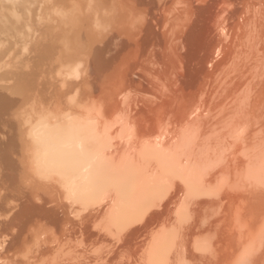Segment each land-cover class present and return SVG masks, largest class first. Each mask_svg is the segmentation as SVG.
Here are the masks:
<instances>
[{"label":"bare ground","instance_id":"obj_1","mask_svg":"<svg viewBox=\"0 0 264 264\" xmlns=\"http://www.w3.org/2000/svg\"><path fill=\"white\" fill-rule=\"evenodd\" d=\"M64 1H66V2H64ZM72 1V0H71ZM71 1H69V3L68 4H70L71 3ZM78 1H80V0H78ZM77 1V2H78ZM84 1H86V0H84ZM84 1L83 0H81V3L83 4V5H86V6H88V5H90L89 4V1L87 0L85 3H84ZM106 2H107V0H105ZM115 0H111V3L112 2H114ZM118 1V0H117ZM116 1V2H117ZM120 1L121 0H119L118 1V3L119 4H124V10L123 11H125L124 12V15H125V17L126 16H131V18L130 17H128V18H130L129 20H125V21H127V23H128V25L127 26H129V30L127 31V33L125 34V38L123 39V40H125L124 42H125V44H124V46H125V48H123V50H124V52L122 51V53H124V54H122V56L124 57V60L122 61V63H123V65L125 64V68H123L122 69V78H121V81H120V84L122 85V82H123V86H124V92L125 93H123V95L125 94V96L124 97H122V99H117V97H116V94H115V97H114V95H110L109 97H106V99H101V100H103L104 102L101 104V106H99V105H97L96 103H98V102H100L99 100H96V99H94L98 94L99 95H101V91H100V93L98 92V94H96V96L93 98V96L91 95V92H93L94 91V87L92 86V84H93V82L92 81H88L89 79L87 78V79H82V80H79V81H71V80H69V81H71V82H67L66 81V79H68V78H66V79H61V83H60V85L57 87L58 89H56L55 87H54V89H51V91H50V89L48 88H46L45 86H44V88H46V89H44L43 88V86L42 85H44V82L40 79H38V80H35L36 81V83L35 84H33V85H31V83H29L28 81H25L26 83H24V82H22V83H24L23 85H21L20 84V82H21V77H20V81L19 80H17L16 82L15 81H13V79H12V81H13V83L14 84H12V82L11 83H9L8 82V80H9V76L11 77L12 75H13V71H10V70H8V71H5V72H3L6 68H3L4 70H2V69H0V71L2 70V72L0 73V80H1V78L3 79V82L4 83H2V80H1V83H0V119H2V120H0V136L2 137V138H0V156H2V154H3V156H6V157H4L5 159L6 158H8V162L9 161H11V162H13V163H6L7 161H5L4 160V158H0V162H5L6 164H10V166H12L11 164H14V166H15V164H16V166H15V171H14V169H13V171L15 172H13V171H11V168H10V166L9 165H6L5 166V168L6 167H8L9 166V169H10V173L12 174V172L14 173V174H12V175H14L15 177L13 178V176L11 177L12 179H16V180H18V181H16L15 183L16 184H18V186L23 190V193L22 194H25V193H27L29 190H31V189H34L35 191H37L38 192V188H40V189H42L43 188V186L45 187L44 188V190L46 191V193L48 194V196L50 195V197L52 198V197H56L57 199H64V200H66V202L64 201V202H60L61 204L59 205V204H56L55 206H51V207H49V208H46L45 206H46V203L47 202H45V200L43 199V198H41L39 201H40V203L39 202H37V203H39V204H35L36 202H34V206H32V207H37L38 209H39V211L41 210H43V213L45 212H48L47 214V217H48V219H50L52 222H53V220H55V224L57 225V222L59 221H61V220H65V218H68L67 216L66 217H64L63 218V215L61 216V215H58L61 211H62V209H60L61 211H59V208H61L62 206L61 205H63L64 206V208H68L69 209V211H71V213L74 215H78V217H79V219L80 220H78V219H76V220H73V218H72V221H71V219H66L65 220V222H63V224H67V222H70L71 221V223H75V225L77 224V228H78V226H80V228H78L79 230V232L81 233H79L77 230L76 231H74L73 233H79V235H80V237H81V239H80V242H82V243H84V245L86 244H93V245H95V243H97V242H100L101 240H107L106 238L107 237H113V235H116V236H120L121 235V232L123 233V230H128L129 229V227H131L132 226V229H133V232H132V229L130 228L129 230L131 231V233H128L127 232V234L125 233H123L125 236L126 235H130V234H135L136 232L135 231H137L136 229H134V228H138V226H136V227H133V225L134 224H132V223H134L135 222V224L137 223V221H141L142 219L144 220V223L143 224H145V225H143V226H148V224L150 225V224H152L153 223V221H154V218H156L158 215L160 216V214H163V213H161L162 211H161V208H162V210L164 209V208H166V209H164V210H167L168 209V212H169V210H171V209H174L175 207V209H177L178 208V204L179 203H183L182 201H185V200H183V199H185V198H188L189 197V191L188 190H184V189H186L192 182V185L191 186H193V184L194 185H197V182L198 181H201L202 179H200L201 178V174H198V175H200V177H198V178H193L192 180H194V181H191L190 182V180H191V177L190 176H192L193 175V173L194 172H196V170L194 171L193 169L194 168H199V167H194L193 169H192V171L189 169V163L190 164H193V163H191V162H196L197 160H195L194 161V158H195V156L193 155V158L191 157V162H189L188 160H187V157H185L187 154H184L185 152H183L182 153V151H181V149H183L182 147H181V149L178 147V145L175 143V141H177V140H179V138L182 136V135H179V131H180V133H182L183 134V132H184V130H186L187 129V131H188V128H192L196 123H198L199 125H195L196 127L198 126L199 128L201 127V129L202 128H204L205 129V127H203L204 125L207 127V125L209 124V123H212V124H210L209 125V127H208V131H204L203 129V131H204V133L205 132H207V135H208V133H209V135H210V132L214 129V127H215V125L216 124H219L220 125V127L219 128H221L222 126L221 125H223V124H220L219 122H225V121H227V122H231V125H232V121H233V118H238V122H240L241 124H242V120L241 121H239V116L240 115H243L244 117H246L247 115L249 116L250 115V117L252 116V118H257L258 117V119L257 120H259V117L261 116V114H259V111L258 112H256V110L259 108L258 106L259 105H261L262 103H261V101H260V103H257L258 102V100H257V102H256V99H252L251 98V96H253L254 95V92L257 90V89H255L254 90V92H253V95L252 94H250V93H248V91H250L251 89H254V88H252L251 87V89H249L250 88V86H248L245 82V84L244 83H241V84H239L240 83V76L241 77H243V75H239V77L238 76H236V75H238V74H236V73H238L237 71L238 70H240V72H242L241 71V69H243L241 66L243 65V66H247L246 65V62L248 61V60H246V62L245 63H243L242 64V62H244L245 60H243L244 58H243V56L245 55V49L246 50H252L254 53V55H253V57H251L252 59H250V63H252V65H251V67L253 68L252 70H254V75H256V72H260V73H263L262 71H263V67H264V56L261 54V52L263 53L264 52V47L263 48H261V44H258V41L256 42V40L258 39H260L259 38V36H258V38L256 37L257 35H254L255 33L257 34V32H255L254 33V27H253V23L251 22V19H247V17H246V19L249 21L248 23L246 22L245 23V21H243L244 23L243 24H245L246 26L248 25V27L247 28H249V30L250 29H252V30H248V29H246V28H243V29H241V25H240V27H238L239 28V30L241 29L242 31L241 32H243V33H247L244 37H242L240 40H241V42L242 43H240L239 42V40H238V42H239V45H236V46H239L240 47V44H241V47H245V49L243 50V52H239L240 54H242V56H240L241 58H239V59H241L242 61H237L236 62V60H237V56L236 55H238L239 53H238V50H235V51H237L235 54L236 55H234L233 56V59H232V63H230L231 62V58H229V67H231V69H230V71L232 70V71H234L233 73H234V75L233 74H231L232 75V77L231 78H233L232 80L235 82V80H234V77L233 76H235L236 78L238 77L239 78V80H238V78H237V81H239V83H237L236 84V82L235 83H233V82H231V83H229L230 81H232L231 79H230V81L228 82V79H229V76H227V75H229V74H227V71L229 72V70H227L226 71V67L228 66V64H227V66L226 65H224V62L227 60V58L230 56H228V54H230L229 53V51L231 52V51H233V50H229V48H228V52H226L225 51V55H224V53L222 54L223 56L222 57H224V56H226L225 58H222V59H225V60H222L221 59V62L223 61V63H219L220 61H219V59H216L217 60V64H218V67H220L219 65H222V68L220 67V70H219V68H218V70L219 71H221L222 70V72L223 71H225L226 72V74L227 75H225L224 74V76H226V78L227 79H224L223 77V75H222V72H221V74L220 75H222V77H218V78H216V76H217V74H213L214 72H212V74L211 73H209L210 75H212V76H215V78H214V80H212V79H209V81L207 80V81H205V83H204V85L202 86V87H204V90L206 91L204 94L207 96V94L209 93V95L211 94V96H209V98L211 97V99H212V101H214L215 102V100H218V101H216V103H215V105H211L212 107H211V109L210 108H206V107H204L205 105H204V103H203V105H202V107L203 108H206L205 110L206 111H204L203 110V108H201V110L199 111V108H198V111L200 112V113H196V111H197V107L195 108V109H193V110H191L190 108H189V106H187V105H189V104H187L186 105V102L184 101V100H182V102H180L181 100V98L179 99V102H178V100H177V97H176V93L178 92V91H180V92H182V90L184 89L185 90V88H182V86L183 87H185L186 86V84H188V82L186 83V82H184V80H181L182 82H178V83H180L179 85H178V87H176V89H173L172 88V86H171V84H168V83H166V82H164V81H161L160 80V89H159V91H157L156 89H155V87H154V89L156 90V94L154 93H152L153 95H152V97L153 98H151V99H149V98H142L140 95H138V93L136 94V95H134L136 92H140L141 93V91H143L142 89H145V82L146 83H148V80L150 79V78H154V77H152V76H154V75H152V72L150 71L151 69H148L147 70V68H145L146 66H143V64H144V60H146V59H144L143 60V58H146L144 55L146 54L145 52H147V49L148 48H150V46L151 47H153L152 45H157V44H155L154 42L156 41L155 40V36H157L158 37V35H157V31H155V28L158 26H155V28H154V30H153V27L151 28L153 31H155L156 33V35L154 34L153 36L152 35H148L149 33L151 34V33H154V32H149V30H144V29H142V25H140V23L136 20V19H138V18H136L135 19V16L137 17L138 16V11L141 13L142 11H140V9L138 10V9H136V5H140V7H141V4H137L138 2H139V0H126V2H121L120 3ZM125 1V0H124ZM141 1V0H140ZM161 1V0H160ZM186 1H188V0H186ZM193 1V0H192ZM197 1V0H196ZM205 1V0H204ZM207 2H210L209 0H206ZM214 1V0H213ZM217 1H219V0H216V3H217ZM221 1V0H220ZM234 1V0H233ZM240 1V0H239ZM238 1V2H239ZM243 1V0H242ZM263 1V0H262ZM63 2V3H62ZM99 2V1H98ZM104 2V1H103ZM108 2H110V0L108 1ZM148 2V1H147ZM167 2H168V0H167ZM172 2V1H171ZM177 2V1H176ZM179 2V1H178ZM191 1H189L188 3H190ZM212 2V1H211ZM228 2H230V1H228ZM235 3L237 2V1H234ZM241 2V1H240ZM253 2H254V0H253ZM259 2V1H258ZM61 3L62 4H64V3H67V0H0V51H1V53H2V55H1V57L0 58H4V56H6L7 58H9V56H7V54L6 53H8V51H10L9 49L7 50V48H6V45H7V42L9 41V42H11V40L10 39H13V41H16V43L18 44L19 42H21V43H27V42H29V40L30 39H32L33 38V41H35L34 42V44L36 43V44H41L42 42H44L43 40H45L47 37H48V33H47V31L45 32V34L43 35V32H40V34H39V32H38V30L40 31V29L43 27V26H45V25H43L44 24V22L46 21H44V17H45V19H47V20H50V21H52V22H56L55 24H54V26L51 24V26H53V27H50L51 29V31H55L54 32V34H53V32H52V35L50 36L51 38L49 39V44H50V42H52L51 44H53V45H55L56 44V46H57V43L58 42H61L62 40H63V43H62V45H65L66 44V46L68 47V49L71 47V48H73L74 49V46L75 45H77V46H79V44L82 42V43H84L85 42V45H89V43H87L86 44V42H89V41H93L92 39H90V38H92V36L91 35H93V33L92 34H90V33H88V31L86 32V30L84 29L83 30V27L82 26H84V25H86V24H88V19H87V23H85L84 24V22H82L81 21V23H82V29H80V30H75V28L77 27L76 25H75V27H74V30L75 31H73V32H69V31H71V30H73L72 29V27L69 29V31L68 32H66L68 29L66 28V31L64 30V34H62V32L60 33V31H61V28L62 27H66V26H68V21H70V23L72 22V23H75L76 24V21L74 22V19H75V17H73V16H76V15H81V13L79 14V13H77V12H74V15L71 17L70 15H71V11H70V13H67V11H66V6L68 5H66L65 4V7L63 6V5H61ZM88 3V4H87ZM90 3H91V1H90ZM93 3V2H92ZM95 3V2H94ZM140 3H144V2H140ZM160 3V2H159ZM162 3V2H161ZM160 3V4H161ZM169 3V2H168ZM179 3H181V2H179ZM184 3V2H183ZM187 3V4H188ZM202 3V2H201ZM219 3V2H218ZM221 3V2H220ZM219 3V4H220ZM226 3V2H225ZM224 3V4H225ZM234 3V4H235ZM242 3V5H240V6H243V2H241ZM247 3V1L246 2H244V4H246ZM76 4V3H75ZM95 4H97V2L95 3ZM99 4V3H98ZM104 4H107V3H104ZM110 4V3H109ZM121 4V5H122ZM147 4V3H146ZM173 4V3H172ZM175 5L176 4H178V3H174ZM186 4V6H188ZM204 4V3H203ZM231 4V3H230ZM250 4H251V2H250ZM249 4V5H250ZM257 4V3H256ZM255 4V6H257ZM259 4V3H258ZM262 4V3H261ZM193 5V4H192ZM200 5V4H199ZM208 5V4H207ZM211 5V4H210ZM209 5V6H210ZM217 5V4H216ZM249 5H247V6H249ZM264 5V3L262 4V6ZM71 6V5H70ZM72 6H75V5H72ZM71 6V7H72ZM97 6V5H96ZM108 6V5H107ZM110 6H111V9H112V5L110 4ZM161 6V5H160ZM168 6V5H167ZM174 6V5H173ZM178 6V5H177ZM182 6V5H181ZM180 6V7H181ZM191 6V5H190ZM193 6H196V5H193ZM204 6H206L205 4H204ZM204 6H202L203 8H200V10L199 11H201L202 9H204L205 7ZM215 6V4L213 5V7ZM225 6V5H224ZM228 6H229V4H227L226 5V7L228 8ZM246 6V5H245ZM251 6H252V4H251ZM261 6V7H262ZM78 7V6H77ZM97 7H99V6H97ZM101 7H104V5L102 6L101 5ZM164 7V6H163ZM165 7H166V5H165ZM164 7V8H165ZM175 7V6H174ZM180 7H178V8H180ZM200 7V6H199ZM216 7H218V5L216 6ZM221 7V6H220ZM233 7V6H232ZM88 8H89V6H88ZM90 8H92V6L90 7ZM89 8V9H90ZM94 8H95V6H94ZM94 8H93V10H94ZM106 7H104V9H105ZM108 8V7H107ZM167 8V7H166ZM177 8V7H176ZM208 8H210V7H208ZM223 8V7H222ZM239 8V7H238ZM249 8V7H248ZM251 8V7H250ZM262 8H264V6L262 7ZM262 8H261V10H262ZM73 9V8H72ZM79 9V8H78ZM77 9V10H78ZM97 10H98V8H96ZM174 9V8H173ZM181 9V8H180ZM184 9H186V8H184ZM194 9H196L195 7H194ZM194 9H193V11H194ZM197 9H198V7H197ZM212 9V8H211ZM214 9V8H213ZM219 9V8H218ZM225 9V8H224ZM231 9V8H230ZM233 9V8H232ZM246 9V8H245ZM252 9H256V7L255 8H252ZM260 9V8H259ZM82 10V9H81ZM92 12H94L92 9H90ZM96 10V12H98ZM102 10V9H101ZM100 10V11H101ZM161 10V9H160ZM167 10V9H166ZM176 10V9H175ZM191 10H192V6H191ZM233 10H235V8L233 9ZM238 10H240V9H238ZM248 10V9H247ZM251 10V9H250ZM256 10H258V9H256ZM255 10V11H256ZM192 11V12H193ZM204 11V10H203ZM208 11V10H207ZM227 11V10H226ZM232 11V10H231ZM230 11V12H231ZM246 11V10H245ZM254 11V12H255ZM259 11V10H258ZM262 11H264V10H262ZM82 12H85V10H82ZM107 12V11H106ZM162 12H163V10H162ZM165 12V11H164ZM188 12H191V11H188ZM197 12V11H196ZM209 12V11H208ZM217 12V11H216ZM229 12V11H228ZM242 12V11H241ZM244 12V11H243ZM261 12V11H260ZM75 13H76V15H75ZM199 14L201 13L202 14V12H198ZM197 13V14H198ZM213 13V12H212ZM219 13V12H218ZM220 13H222L221 11H220ZM226 13V12H225ZM233 13H234V11H233ZM237 13V12H236ZM236 13H235V15H236ZM90 14H91V12H90ZM93 14V13H92ZM106 14V13H105ZM142 14H145V13H142ZM165 14V13H164ZM187 14V13H186ZM194 14H196V13H194ZM197 14L195 15V17L197 16ZM198 14V15H199ZM214 14H215V10H214ZM217 14V13H216ZM239 14H241L240 12H239ZM238 14V15H239ZM248 14V12L245 14V15H247ZM250 14V13H249ZM248 14V15H249ZM261 14H263V13H261ZM83 16H85V14H82ZM86 15H87V12H86ZM97 15H98V13H97ZM97 15H96V17H95V19L94 20H96L97 21V19L96 18H98L97 17ZM111 15V14H110ZM113 15V14H112ZM146 15V14H145ZM156 15V14H155ZM167 15V14H166ZM166 15H163V17L165 16L166 17ZM172 15V14H171ZM181 15V14H180ZM189 15H190V13H189ZM207 15V14H206ZM242 15V14H241ZM78 16H76V17H78ZM88 16V15H87ZM102 16V15H101ZM147 16H149V15H147ZM175 16H177V15H175ZM175 16L173 17V18H175ZM179 16V15H178ZM200 16V15H199ZM207 16H209V14L207 15ZM206 16V17H207ZM213 16V15H212ZM217 16H218V14H217ZM216 16V17H217ZM219 16H220V14H219ZM218 16V17H219ZM225 15H223V17H224ZM230 16V15H229ZM228 16V17H229ZM232 16V15H231ZM243 16V15H242ZM250 16H253V14L251 15L250 14ZM263 16V15H262ZM109 17V16H108ZM144 17H146V16H144ZM155 17V16H154ZM158 17V16H157ZM162 17V16H161ZM235 17V16H234ZM245 17V16H244ZM254 17H255V14H254ZM257 18L259 17L258 16V14H257V16H256ZM72 18H73V20H72ZM82 18V16L80 17V19ZM88 18H89V16H88ZM127 18V17H126ZM127 18V19H128ZM151 18V17H150ZM149 18V19H150ZM156 18V17H155ZM168 18V17H167ZM172 18V17H171ZM186 18V17H185ZM188 18H189V16H188ZM188 18H186V19H188ZM197 18V17H196ZM200 18V17H199ZM227 18V17H226ZM232 18V17H231ZM252 18V17H251ZM261 17H259V19H260ZM70 19V20H69ZM79 19V20H80ZM85 19V18H84ZM100 19V18H99ZM148 19V20H149ZM170 19V18H169ZM180 19V18H179ZM193 19H195V18H193ZM198 19V18H197ZM216 18H214V20H215ZM235 19V18H234ZM233 19V20H234ZM263 19H264V17H263ZM60 20H61V22H64V24L62 25H59V22H60ZM76 20H78V18L76 19ZM78 20V21H79ZM90 20V19H89ZM91 20H93V18L91 19ZM147 20V19H146ZM159 20V19H158ZM175 20V19H174ZM185 20V19H184ZM207 20H208V18H207ZM214 20H212V21H214ZM229 20V19H228ZM237 20H239V19H237L236 18V21ZM254 19H252V21H253ZM96 21H92V23L94 22H96ZM99 21V20H98ZM144 21V20H143ZM156 21V20H155ZM159 21H162V19L161 20H159ZM187 21V20H186ZM197 21V20H196ZM208 21H210V20H208ZM220 21H222V20H220ZM240 21V20H239ZM257 21V20H256ZM261 21V20H260ZM260 21H257L256 22V25L258 24L259 25V22ZM65 22H68V23H65ZM132 22V23H131ZM138 22V23H137ZM154 22V21H153ZM162 22H164V20L162 21ZM170 22V21H169ZM182 22H183V20H182ZM195 22V21H194ZM198 22H200L199 24L201 25L202 23V20L201 21H198ZM197 22V23H198ZM204 22V21H203ZM211 22V21H210ZM229 22H233V21H229ZM234 22H235V20H234ZM241 22V21H240ZM240 22H239V24H240ZM251 22V23H250ZM255 22V21H254ZM191 23V22H190ZM189 23V28L188 29H190V28H192V26H191V24ZM193 23V22H192ZM237 23V22H236ZM263 23V22H262ZM261 23V24H262ZM47 24H49V22L47 23ZM65 24H67V25H65ZM77 24H79V26H80V23L79 22H77ZM89 24H91V22L89 23ZM98 24L99 23H96V24H94V30L96 29V28H98ZM100 24H102V22L100 23ZM149 24V23H148ZM154 24V23H153ZM157 24V23H156ZM178 24V23H177ZM195 23H193V25H194ZM209 24V23H208ZM213 24L215 25V22H213ZM255 24V23H254ZM261 24H260V26H261ZM74 25V24H73ZM93 25V24H92ZM150 25V24H149ZM174 25V24H173ZM185 25H187V24H185ZM184 25V26H185ZM199 25V26H200ZM209 25H211V24H209ZM208 25V26H209ZM222 25V24H221ZM225 25V24H224ZM237 25V24H236ZM264 25V24H263ZM42 26V27H41ZM50 25H47V26H45V28L46 29H48V31H49V27ZM60 26H62V27H60ZM87 26H89V25H87ZM97 26V27H96ZM99 26H101V28L103 27L102 25H99ZM125 26V25H124ZM145 26V25H144ZM162 26H163V24H162ZM174 26H176V25H174ZM184 26H182V27H184ZM197 26V25H196ZM194 27V28H197V27H199V26H197V27ZM204 26V25H203ZM230 26H232V24L230 25V23H229V27ZM239 26V25H238ZM85 27V26H84ZM211 27V26H210ZM242 27H244L243 25H242ZM40 28V29H39ZM44 28V27H43ZM43 28L41 29V31H43ZM85 28H87V27H85ZM111 28V27H110ZM162 28V27H161ZM181 28V27H180ZM179 28V29H180ZM212 28V27H211ZM210 28V29H211ZM220 28V27H219ZM223 28V27H222ZM225 28V27H224ZM232 28V27H231ZM231 28H230V30H231ZM237 28V27H236ZM261 28V27H260ZM36 29H38L37 30V34H34V33H36ZM93 29V28H92ZM103 29V28H102ZM109 29V28H108ZM147 29H150V27L149 28H147ZM157 29H158V27H157ZM156 29V30H157ZM178 29V28H177ZM176 29V30H177ZM185 29H187V28H185ZM203 29V28H202ZM206 29H208V27L206 28ZM210 29H208V31H210ZM233 29H234V24H233ZM246 30V32H244L245 30ZM98 30H101L100 28H98ZM97 30V31H98ZM151 30V31H152ZM159 30H160V28H159ZM172 30V29H171ZM174 30H175V28H174ZM194 31H195V29H193ZM193 30H191L192 32H193ZM200 30V29H199ZM215 29L213 28V31H214ZM238 30V31H239ZM244 30V31H243ZM257 30V29H256ZM51 31H50V33L49 34H51ZM96 31V32H97ZM180 31V30H179ZM186 31H188V30H186ZM185 30H184V32H186ZM204 31H206V30H203L202 32H201V30H200V32L202 33V34H204L203 32ZM212 30H211V32H213ZM218 31V30H217ZM221 31V30H220ZM226 31H227V29H226ZM248 31V32H247ZM251 31H252V33H251ZM93 32H95V31H93ZM125 32V31H124ZM147 33V35H146V33ZM161 32V31H160ZM176 32V31H175ZM189 32V31H188ZM192 32H190V33H192ZM197 32H199L198 30H196V33ZM200 32L199 33H197L198 34V38L200 37L201 38V35H200ZM240 32V33H241ZM251 33V35H250V33ZM71 33V34H70ZM162 33V32H161ZM160 33V34H161ZM194 33V32H193ZM206 33V32H205ZM219 33V32H218ZM227 32H225V34H226ZM230 33H231V31H230ZM229 33V34H230ZM232 33L234 34V32H233V30H232ZM238 33V32H237ZM249 33V34H248ZM258 33L260 34V31H258ZM41 34H42V37L43 36H47L45 39H42L41 40ZM100 34L101 33H99V36H100ZM102 34H104V33H102ZM159 34V37H161V35ZM164 34V35H163ZM173 34H174V32H173ZM181 34V33H180ZM183 35L182 36H180L179 34V36L181 37V38H179V39H181V41H180V44L182 45L183 43L185 44H183L184 46H186L185 48L187 49V47H188V45H189V38L187 37V36H185V34L186 33H182ZM210 34V33H209ZM221 34V33H220ZM258 34V35H259ZM35 35H40V39L38 38V39H35ZM61 35H62V37H61ZM98 34L96 33V35L95 36H97ZM105 35V34H104ZM109 35V34H108ZM122 35V34H121ZM162 35L163 36H165V33H162ZM175 35V34H174ZM173 35V36H174ZM176 35H177V33H176ZM189 35V34H188ZM194 35V34H193ZM196 35V34H195ZM214 35V34H213ZM218 35V34H217ZM223 35H224V32H223ZM226 35H228V34H226ZM231 35V34H230ZM242 35V34H241ZM248 35H250V37L251 38H248V39H246L245 37H248ZM262 35V34H261ZM260 35V36H261ZM264 35V34H263ZM147 36V37H146ZM204 36H205V34H204ZM233 36H235V35H233ZM238 37H236V38H239V34L237 35ZM94 37V36H93ZM98 37V36H97ZM101 37H102V35H101ZM104 37V36H103ZM159 37H158V40L157 41H160L159 40ZM166 37V36H165ZM170 37V36H169ZM187 37V39L188 40H186L185 38ZM193 37V36H192ZM208 37H209V35H208ZM210 37H212V35L210 36ZM221 37V36H220ZM226 37V36H225ZM99 38V37H98ZM97 38V39H98ZM104 38H106V37H104ZM200 38H199V41L197 42V44L199 43L200 44ZM206 38H207V36H206ZM205 38V39H206ZM227 38V37H226ZM232 38H235V37H232ZM232 38H230L231 40H232ZM244 38V39H243ZM264 38V37H263ZM157 39V38H156ZM208 39H210V38H207L206 40H208ZM214 39V38H213ZM222 39V37L220 38V40ZM229 39V38H228ZM251 39V40H250ZM172 40H173V38H172ZM175 40V39H174ZM178 40V39H177ZM184 40H186L187 42V44L188 45H186V43H185V41ZM214 40H216V37H215V39ZM224 40H226V39H224ZM230 40V41H231ZM244 40H247L248 42V44H245L246 42L244 41ZM250 40V41H249ZM263 40V39H262ZM32 41V40H31ZM46 41H48V39H46ZM94 41H95V39H94ZM94 41H93V44H94ZM122 41V40H121ZM162 41V40H161ZM204 41V40H203ZM213 41V40H212ZM228 40H226V42H227ZM229 41V42H230ZM235 41V40H234ZM237 41V40H236ZM8 42V43H9ZM96 42V41H95ZM98 42V41H97ZM100 42V41H99ZM193 42V41H192ZM209 42V41H208ZM214 42V41H213ZM215 42H217V41H215ZM228 42V43H229ZM231 42H233V41H231ZM260 42V41H259ZM13 43V42H12ZM33 43V42H32ZM47 43V42H46ZM45 43V44H46ZM104 43V42H103ZM110 43V42H109ZM158 43V42H157ZM194 43V42H193ZM224 43V42H223ZM244 43V44H243ZM30 44V43H29ZM44 44V45H45ZM98 43H96L95 45L98 47V46H100V45H97ZM101 44V43H100ZM108 44V43H107ZM161 44V43H160ZM174 44V43H173ZM179 44V43H178ZM195 44V43H194ZM194 44H193V46H194ZM197 44H195L196 45V48H197ZM199 44H198V46H199ZM201 44H202V41H201ZM204 44V43H203ZM214 44V43H213ZM213 44H211V46L213 45ZM217 45H218V43H216ZM222 44V43H221ZM221 44H219V45H221ZM231 43H229V45H230ZM236 44H237V42H236ZM264 44V43H263ZM2 45L4 46L3 48H2ZM11 45V44H10ZM14 45V44H13ZM61 45V46H62ZM85 45H84V47H85ZM102 45V44H101ZM104 45V44H103ZM117 45V44H116ZM162 45V44H161ZM160 45V46H161ZM216 45V46H217ZM223 45V47H224V45L225 44H222ZM228 45V44H227ZM259 45H261L260 47H257V46H259ZM40 46V45H39ZM56 46H53V47H56ZM61 46H59V47H61ZM87 46L85 47V48H87ZM90 46H92V43L90 42ZM90 46H88V47H90ZM94 46V45H93ZM106 47H107V45H105ZM158 47H159V45H157ZM201 46V45H200ZM207 46V45H206ZM214 46V45H213ZM213 46H212V48H209V50L210 49H213ZM233 46V45H232ZM236 46H234L235 47V49L237 48ZM35 47H36V45H35ZM44 47V46H43ZM48 47V46H47ZM51 47H52V45H51ZM53 47H52V50L50 49V47L48 48L49 50V52L48 51H46L45 53H47L48 52V58L50 57H52V54H55V52L54 53H51V51H54L53 50ZM64 47V46H63ZM82 47V46H81ZM95 47V46H94ZM97 47H96V50L98 51V49H97ZM104 47V46H103ZM103 47H101V48H99L100 49V51H102L103 50ZM172 47V46H171ZM174 47H175V45H174ZM177 47V46H176ZM182 47V46H181ZM202 47V49L205 47V45H204V47H203V45L201 46ZM207 47H209V46H207ZM221 48H222V46H220ZM233 47V48H234ZM241 47L239 48V51H242V49H241ZM1 48L4 50V52H2V50H1ZM33 48V47H32ZM66 48V47H65ZM70 48V49H71ZM83 48V47H82ZM91 49H93L92 47H90ZM89 48V49H90ZM164 48H166V47H164ZM169 48H170V46H169ZM191 48V47H190ZM200 48V47H199ZM39 49V48H38ZM41 49H42V47H41ZM41 49H39L41 52H43ZM72 49V50H73ZM88 49V50H89ZM106 49V48H105ZM167 49V48H166ZM193 49H194V47H193ZM217 49V47H215V50ZM225 49V48H224ZM241 49V50H240ZM263 49V50H262ZM13 50V49H12ZM79 49H76V51H78ZM83 50V49H82ZM87 50V49H86ZM96 50H94L95 52H96ZM107 50V49H106ZM117 50V49H116ZM122 50V49H121ZM153 50V49H152ZM175 50V49H174ZM173 50V51H174ZM184 50V49H183ZM189 50V49H188ZM188 50H185V53L183 54V53H181V52H178V51H176L175 50V52H177V53H175V55L174 56H172V53L170 52L169 53V55H167V58H166V60H165V58H163L164 60H165V62H163V66L166 68V66L167 65H171V63H174V65H176L175 64V61L177 62L178 60H182L183 58H186V54H187V52H188ZM197 50H198V48H197ZM204 50V49H203ZM206 50H207V48H206ZM221 50V49H220ZM220 50H219V52H220ZM36 51V50H35ZM57 51V53H58V50H56ZM75 51V50H74ZM79 51H81V50H79ZM83 51H85V50H83ZM113 51V50H112ZM151 51V50H150ZM150 51L148 52V54L147 55H150L149 53H150ZM158 51V50H157ZM163 51V50H162ZM170 51H171V49H170ZM191 51V50H190ZM199 51V50H198ZM205 51V50H204ZM208 51V50H207ZM211 51V50H210ZM248 51H246L247 52V54H248ZM37 52V51H36ZM91 52V51H90ZM99 52V51H98ZM102 52H104V50L102 51ZM118 52H119V50H118ZM152 52V51H151ZM193 52H194V50H193ZM213 52V51H212ZM212 52H210V53H212ZM215 52V51H214ZM216 52H217V50H216ZM224 52V51H223ZM234 52V51H233ZM231 53V56H232V54H234V53ZM10 53V52H9ZM8 53V54H9ZM12 53V52H11ZM10 53V56L12 55ZM45 53L44 54H42V56L43 55H45ZM51 53V54H50ZM60 53V52H59ZM58 53V54H59ZM62 53V52H61ZM66 53V52H65ZM75 53H79V52H75ZM74 53V54H75ZM81 53V52H80ZM107 53V52H106ZM120 53H121V51H120ZM154 53H155V51H154ZM164 53L165 52H163L162 54L164 55ZM190 54L192 53V52H189ZM202 53V52H201ZM207 53V52H206ZM209 53V52H208ZM226 53H228V54H226ZM39 54H41V53H39ZM57 54V55H58ZM67 54V53H66ZM70 54V53H69ZM87 54V53H86ZM91 54H92V52H91ZM90 54V55H91ZM95 54H97L96 55V57L97 58H100L101 59V56H99L100 54H98L97 52L95 53ZM153 54V53H152ZM156 54V53H155ZM168 54V53H167ZM171 54V55H170ZM189 54V55H190ZM194 54H196V51H195V53H193V54H191L192 56L194 55ZM214 54V53H213ZM217 54V53H216ZM239 54V55H240ZM249 54H251L250 52H249ZM248 54V55H249ZM38 55V54H37ZM78 54H75L74 56H77ZM92 55H94V53L92 54ZM111 55V54H110ZM188 55V54H187ZM188 55V56H189ZM190 55V57H192ZM197 55H198V53H197ZM247 55V56H248ZM252 55V54H251ZM41 55H38V57L40 58V60H41V57H42ZM46 56V55H45ZM59 56V55H58ZM58 56H54L55 58L57 57V59L59 58ZM79 56H80V54H79ZM83 56H85V54L83 55ZM87 56V55H86ZM89 56V55H88ZM87 56V57H88ZM109 56V55H108ZM107 56V57H108ZM116 56V55H115ZM114 56V57H115ZM119 56V55H118ZM150 56H152V55H150ZM149 56V57H150ZM159 56V55H158ZM200 56V55H199ZM203 56H204V53H203ZM210 57H211V54L209 55ZM217 56V55H216ZM221 56V55H220ZM228 56V57H227ZM247 56L245 57V59H247ZM37 57V56H36ZM62 57V56H61ZM91 57V56H90ZM106 57V58H107ZM122 57V58H123ZM143 57V58H142ZM148 57V58H149ZM163 57H166V55H164ZM208 57V56H207ZM249 57H250V55H249ZM46 57H44V59H45ZM82 55H81V60H82ZM92 59H90V60H92V64H91V66L93 65V62H94V64H97V63H95V60L93 59L94 58V56L93 57H91ZM103 59H101V60H104L105 58H104V56L102 57ZM121 58V57H120ZM160 58V57H159ZM193 58H196L195 56L193 57ZM201 58V57H200ZM199 58V59H200ZM213 58V57H212ZM63 60H64V57L62 58ZM78 59H79V57H78ZM84 60L86 59V58H83ZM110 59V58H109ZM114 59V58H113ZM162 59V60H163ZM187 59H188V57H187ZM198 59V58H197ZM204 59V58H203ZM208 59H211V58H208ZM238 59V60H239ZM13 60V59H12ZM49 60V59H48ZM59 60V59H58ZM77 60V59H76ZM81 60H77V62L75 61L74 62V64L75 63H80V61ZM88 60V59H87ZM94 60V61H93ZM98 60V59H97ZM97 60H96V62H97ZM101 60L99 61L100 62V67L102 66V64H101ZM108 60V59H107ZM106 59L104 60V62H103V66L101 67L102 69H105V71L107 70V67L105 68V66L106 65H109L108 63L111 61V60H109V62L107 61ZM116 60V59H115ZM185 60V59H184ZM183 60V61H184ZM190 60V59H189ZM187 61V62H190V61ZM201 60V59H200ZM251 60H253V62H251ZM0 61H2V60H0ZM7 61H9V59H7ZM11 61V60H10ZM47 61V60H46ZM54 61H56L55 59H54ZM59 61H61V58H60V60ZM74 61V60H73ZM114 61V60H113ZM118 61V60H117ZM192 61V60H191ZM194 61H195V59H194ZM203 61V60H202ZM207 61V60H206ZM209 61H211V60H209ZM4 62L6 63V58H5V60H4ZM44 62V61H43ZM52 62V61H51ZM63 62V61H62ZM67 62V61H66ZM66 62H64V65H65V63ZM86 62V65H87V61H85ZM84 61H82V63H80V64H83V63H85ZM105 62H107V64L105 63ZM214 62V61H213ZM241 62V64L242 65H240L239 63ZM1 63V62H0ZM45 63V62H44ZM57 63H58V61H57ZM114 63H115V61H114ZM113 63V64H114ZM147 63V62H146ZM150 63V62H149ZM161 63V62H160ZM192 63H193V61H192ZM197 63V62H196ZM200 63H201V61H200ZM205 63V62H204ZM210 63V62H209ZM208 63V64H209ZM225 63H227V61L225 62ZM247 63H249V61L247 62ZM8 64V63H7ZM50 64V63H49ZM106 64V65H105ZM112 64V63H111ZM117 64V63H116ZM179 64V63H178ZM177 64V65H178ZM199 64V63H198ZM210 64H212V63H210ZM217 64H214L213 63V65H217ZM240 65V67H241V69H235V67H238L237 65ZM1 65H2V63H1ZM0 65V66H1ZM12 65H13V63H12ZM188 65V64H187ZM189 65H191V64H189ZM196 65V64H195ZM212 65V66H213ZM21 66V65H20ZM66 66V65H65ZM67 66H68V63H67ZM76 66H77V64H76ZM82 66H85V65H82ZM96 66L97 65H95V68H96ZM98 66H99V64H98ZM110 66H112V65H110ZM109 66V67H110ZM162 66V65H161ZM199 67H200V65H198ZM206 66V65H205ZM223 66H226V67H223ZM28 67V66H27ZM72 67V66H71ZM74 68H76L75 66H73ZM72 67V68H73ZM100 67H98L99 69H101ZM104 67V68H103ZM143 67H144V69H146L148 72L147 73H151V75L152 76H148V75H146V71L144 70V72H145V74L143 73ZM179 67V66H178ZM191 67H192V65H191ZM196 67V66H195ZM199 67H198V69H199ZM249 68H250V64H249V66H248ZM247 67V68H248ZM39 68V67H38ZM51 68V67H50ZM72 68H70V72L72 71V70H74V68L72 69ZM89 68V67H88ZM93 68V67H92ZM120 68V67H119ZM163 68V67H162ZM167 68H169V66L167 67ZM190 68V67H189ZM194 68V67H193ZM210 68V67H209ZM214 68H216V67H214ZM225 70H224V69ZM228 68V67H227ZM247 68H245V70L247 69ZM248 68V69H249ZM255 68V69H254ZM12 69V68H11ZM42 69H43V67H42ZM60 69V68H59ZM68 69V68H67ZM72 69V70H71ZM77 69H78V66H77ZM98 69V70H99ZM111 69V68H110ZM207 69H208V67H207ZM248 69H247V73H249L250 74V72H253V71H250V72H248ZM251 69V68H250ZM63 70V69H62ZM154 70H155V68H154ZM159 70H161V69H159ZM209 70V69H208ZM217 70V69H216ZM237 70V71H236ZM244 70V71H245ZM64 72H62L61 74H63L64 75V73L65 72H67V71H65V70H63ZM88 71V70H87ZM97 71V70H96ZM104 71V72H105ZM108 71V70H107ZM106 71V72H107ZM194 70H191L190 72H193ZM196 71H197V69H196ZM212 71V70H211ZM210 71V72H211ZM19 72V70H16L15 71V73H18ZM29 72V71H28ZM32 72V71H31ZM60 72V71H59ZM70 72H67L66 74H67V76L66 77H69L68 76V73H70ZM78 72V71H77ZM76 71H74V73L73 74H71L70 73V75L72 76V79H73V76H74V79H76L75 78V76H77V74H79V73H77ZM99 72V74L101 73V74H103L102 72H100V71H98ZM110 72V71H109ZM116 72H118V71H116ZM161 72V71H160ZM182 72V71H181ZM184 72V71H183ZM188 72V71H187ZM203 72V71H202ZM224 72V73H225ZM259 72H258V74H259ZM20 73V72H19ZM75 73H77V74H75ZM83 73H85V70H84V72ZM82 73V74H83ZM141 73H143L144 74V76L146 75V78H148L149 77V79H145L143 76H142V74ZM196 73V72H195ZM204 73V72H203ZM232 73V72H231ZM243 73V72H242ZM245 73V72H244ZM243 73V74H244ZM42 74V73H41ZM40 74V75H41ZM65 74V75H66ZM75 74V75H74ZM86 74V73H85ZM98 74V73H97ZM100 74V75H101ZM110 74H112V73H110ZM120 74V73H119ZM131 74H133V76H131ZM160 74V73H159ZM185 74V73H184ZM183 74V75H184ZM197 74V73H196ZM206 74V73H205ZM209 74H207L209 77L208 78H211L210 77V75ZM241 74V73H240ZM253 74V73H252ZM264 74V73H263ZM65 75H64V77H65ZM135 75V76H134ZM175 75V74H174ZM179 75V74H178ZM183 75H181V78H182V76ZM194 75V74H193ZM207 75H206V79H208L207 78ZM252 76V78L253 77H255V76ZM20 76V75H19ZM71 76H70V78H71ZM85 76V75H84ZM87 76H91V78H93V79H95V77H93L94 75H87ZM106 76V75H105ZM115 76V75H114ZM148 76V77H147ZM158 75H156V77H157ZM198 76V75H197ZM199 76H200V73H199ZM201 76H202V73H201ZM264 76V75H263ZM62 78H63V76H61ZM111 77H112V75H111ZM119 77V76H118ZM170 77V76H169ZM169 77H168V79H169ZM177 77V76H176ZM175 77V78H176ZM190 77V76H189ZM188 77V78H189ZM195 77V76H194ZM202 77H205L204 76V74H203V76ZM250 77V76H249ZM6 78H8V80L6 79ZM40 78V77H39ZM58 78V77H57ZM101 78V77H100ZM105 78H107V77H105ZM159 78V77H158ZM158 78H157V80H158ZM164 78H166V77H164ZM199 78H201V77H199ZM222 78V80H220ZM235 78V79H236ZM245 78V77H244ZM244 78H243V80H244ZM246 78H248V76H246ZM257 78V77H256ZM6 79V80H5ZM16 79V78H15ZM73 79V80H74ZM96 79H97V77H96ZM102 79V78H101ZM107 79H110L109 77L107 78ZM122 79H123V81H122ZM187 79V78H186ZM202 79V78H201ZM205 79V78H204ZM205 79V80H206ZM263 79V78H262ZM262 79H261V81H262ZM7 81V82H5V81ZM91 80V79H90ZM98 80H100V79H98ZM98 80H97V83H98ZM118 80V79H117ZM164 80H166V79H164ZM178 80H180V79H178ZM189 80V79H188ZM243 80H242V82H243ZM247 80V79H246ZM249 80H250V78H249ZM258 80V79H257ZM101 81V80H100ZM103 81V80H102ZM102 81H101V85H100V87H102ZM106 81V80H105ZM149 81H151V79L149 80ZM186 81V80H185ZM199 81V80H198ZM245 81V80H244ZM260 80H258V82H259ZM260 81V82H261ZM264 81V80H263ZM262 81V83H264ZM56 82V81H55ZM104 82V81H103ZM110 82V81H109ZM109 82H107L108 84H109ZM117 82V81H116ZM153 82V80L151 81V84H153L152 83ZM249 82V84H251L250 83V81H248ZM256 82V81H255ZM59 83V82H58ZM97 83L95 84V86H97ZM154 83H156L155 81H154ZM158 83V82H157ZM156 83V84H157ZM199 83V82H198ZM197 83V84H198ZM262 83H260V84H262ZM99 84V83H98ZM105 84H106V82H105ZM104 84V85H105ZM149 84H150V82H149ZM184 84V85H183ZM190 84H193V82L192 83H190ZM196 83L194 82V85H195ZM196 84V85H197ZM201 84H202V82H201ZM254 84H257V83H254ZM260 84H259V88H260V92L262 93L263 91H264V89H262L263 88V86H264V84H263V86L262 87H260ZM21 85V86H20ZM94 85V84H93ZM110 85V84H109ZM108 85V86H109ZM176 85V84H175ZM194 85H192L191 86V88L194 86ZM194 86V88L196 87V90L194 91L195 93H196V91L199 89V90H201L200 88H198L199 86H200V84H198L197 86ZM252 85V84H251ZM51 86V85H50ZM108 86H107V88H108ZM123 86H122V88H123ZM147 86H148V84H147ZM149 86H151V85H149ZM149 86L148 87H146V88H148L150 91H151V89H152V87H151V89L149 88ZM253 86V85H252ZM93 87V88H92ZM104 87V86H103ZM105 87H106V85H105ZM116 87V86H115ZM187 87V86H186ZM207 87V88H206ZM53 88V87H52ZM97 88V87H96ZM95 88V89H96ZM106 88V89H107ZM188 89H189V87H187ZM24 89V90H23ZM101 89V88H100ZM99 89V86H98V90H100ZM106 89H104V90H106ZM121 89V88H120ZM158 89V88H157ZM163 89V90H162ZM249 89V90H248ZM97 90V91H98ZM108 90V89H107ZM112 90V89H111ZM153 90V89H152ZM198 90V91H199ZM259 90V89H258ZM145 91V90H144ZM143 91V92H144ZM192 93H193V88H192ZM190 91V92H191ZM197 91V92H198ZM201 91H203V90H201ZM118 92V91H117ZM154 92V91H153ZM186 92V91H185ZM204 92V91H203ZM202 92V93H203ZM208 92V93H207ZM95 93H97V92H95ZM95 93H93V94H95ZM119 93V92H118ZM117 93V95H122V94H118ZM150 93V92H149ZM191 93V94H192ZM195 93H193V95H195ZM258 93H259V91H258ZM261 93H259V95L261 94ZM146 94V93H145ZM189 94V93H188ZM188 94L186 93V95L188 96ZM198 94V93H197ZM257 93L255 92V95H256ZM98 95V96H99ZM147 95V94H146ZM193 95H190V97L188 98V99H190L191 97H193ZM259 95L257 94L256 95V97H259ZM103 96V95H102ZM149 96V95H148ZM147 96V97H148ZM178 96V95H177ZM196 96V95H195ZM194 96V97H195ZM201 96H203L204 97V95H202V94H200V96H198V97H201ZM261 96H263L264 97V95H260V97ZM150 97V96H149ZM197 97V96H196ZM195 97V98H196ZM197 97V98H198ZM203 97H201V98H203ZM208 97V96H207ZM206 97V98H207ZM221 97H223L224 99H221V100H223L222 102H220L221 100H220V98ZM260 97H259V99H260ZM97 98V97H96ZM248 98L250 99H252V102H254L253 104H251L252 105V110H246L245 109V106H246V101H247V103L248 102H250V101H248ZM254 98V97H253ZM200 99V98H199ZM264 99V98H263ZM198 100V99H197ZM201 100V99H200ZM206 100V102L208 101L209 102V100H207V99H205ZM191 101H193V99L191 98ZM195 101V100H194ZM203 101H204V99H203ZM203 101H201V103L203 102ZM211 101V102H212ZM226 101V102H225ZM264 101V100H263ZM199 102V101H198ZM210 102V103H211ZM50 103V105H48ZM188 103H189V101H188ZM200 103V102H199ZM100 104V103H99ZM191 104H192V102H191ZM190 104V105H191ZM207 104H209V103H207ZM249 104V103H248ZM193 105V104H192ZM197 105H198V103H197ZM196 105V106H197ZM210 105V104H209ZM208 105V106H209ZM263 105V104H262ZM99 106V107H98ZM207 106V107H208ZM191 107H193V106H191ZM194 107H195V105H194ZM190 110H189V109ZM250 108V107H249ZM248 108V109H249ZM261 108V107H260ZM196 110V111H195ZM264 111V110H263ZM206 113V114H203V113ZM261 112V111H260ZM246 113V114H245ZM248 113V114H247ZM194 114V115H193ZM192 115V116H191ZM262 115L264 116V113L262 112ZM7 116V118H5ZM4 117V118H3ZM250 117H248L249 119H250ZM262 117V116H261ZM247 118V119H248ZM244 119H246V118H244ZM248 119V120H249ZM262 119H264V118H262ZM232 120V121H231ZM252 121H254L255 122V120H252ZM252 121H248V122H252ZM263 121V120H262ZM238 122H236L235 121V123H233V125L236 127L237 125V123ZM246 122H247V120H246ZM245 122V123H246ZM257 122V121H256ZM261 122V121H260ZM208 123V124H207ZM244 123V124H245ZM262 123V122H261ZM261 123H259L258 122V124H261ZM264 123V122H263ZM207 124V125H206ZM229 124V123H228ZM171 126L172 128H174V129H177V130H175L174 132H173V134H172V132L170 131L172 128H167L166 129V126ZM248 125V124H247ZM251 125V124H250ZM254 125V124H253ZM169 126V127H170ZM210 126L211 127H213L212 129L210 128ZM217 126V125H216ZM227 126V125H223V128H222V130L223 131H226V132H231L232 130L231 129H229V127H227V129L225 128V127ZM233 126V127H234ZM240 126H242V125H240ZM245 127H246V129H247V127L248 126H246V125H244ZM238 127H239V124H238V126H237V129H238ZM256 127H258V126H256ZM163 128V129H162ZM194 128V127H193ZM198 128V129H199ZM209 128L211 129V131L209 132ZM218 128V126H217V128H215L216 130L217 129H219ZM224 128L226 129V130H224ZM243 128V127H242ZM250 128V127H249ZM252 128V127H251ZM158 129L159 130H161V132L164 130V129H166V130H168V131H170V137H169V134L167 135V133L165 134V132L163 131V133H161L160 131H158ZM229 129V130H228ZM234 129V128H233ZM259 129L260 130H264V124H262V125H260L259 126ZM259 129H255V131L256 130H258V132L260 131ZM165 130V131H166ZM190 130L191 129H189V132H190ZM194 130V129H193ZM192 130V131H193ZM206 130V129H205ZM220 130V129H219ZM219 130H218V132H219ZM222 130H221V132H222ZM239 130V129H238ZM242 130V129H241ZM167 131V132H168ZM196 131V130H195ZM198 131V130H197ZM201 131V130H200ZM202 131V132H203ZM247 131V130H246ZM251 131V130H250ZM253 131H254V129H253ZM254 131V132H255ZM156 132H160V134H156ZM213 132H216L215 130H213ZM234 132V134L237 132V134H239L240 132H238L237 130L236 131H233ZM264 132V131H263ZM126 133V134H125ZM169 133V132H168ZM194 133V132H193ZM198 133V132H197ZM197 133H195V134H197ZM212 133V132H211ZM241 133H244V132H241ZM262 133V132H261ZM121 134V136L120 137H118L119 135ZM123 134H125V136L128 134V136H124V138H125V140H124V142H122L123 141V139L124 138H122V136H123ZM171 134H172V136H171ZM216 135H214V133H213V138L215 139V140H217L216 138H218V136H217V132L215 133ZM221 136H219V137H222V136H225L224 134L222 135L221 133H219ZM237 134H235V135H237ZM249 134V133H248ZM253 134V133H252ZM188 135H190V134H188ZM200 135V136H199ZM199 137L201 138V132L199 133ZM205 135H206V133H205ZM240 135V134H239ZM238 135V137H236L237 138V143H238V138H240V137H243V136H245V135H240L239 136ZM180 136V137H179ZM183 136H185V135H183ZM204 136V134L202 135V137ZM212 136V135H211ZM216 138H215V137ZM230 136V135H229ZM258 136V135H257ZM205 137V136H204ZM206 137H208V136H206ZM231 137H235V136H231ZM248 137H249V135H248ZM127 138V139H126ZM128 138H130V140L128 139ZM178 138V139H177ZM200 138H196V136H195V138H193V141L195 142L196 140H194V139H200ZM208 138H210V136L208 137ZM223 138H225V137H223ZM229 138V137H228ZM228 138H226L227 140H228ZM236 138H235V140H236ZM122 140V141H120V140ZM219 139V138H218ZM221 140H222V138H220ZM219 139V140H220ZM250 140H251V138H249ZM187 140V139H186ZM190 140V139H189ZM200 140H202V138L200 139ZM215 140H213V141H215ZM218 140V141H219ZM224 140V139H223ZM223 140H222V142H223ZM231 140H232V138H231ZM252 140H254V139H252ZM128 141V142H127ZM184 141H185V138H184ZM191 141V140H190ZM193 141H191L192 143H191V145L193 144ZM204 141V140H203ZM205 141H207L208 142V139H206ZM204 141V142H205ZM225 141V140H224ZM239 141L240 142H242V141H246V139L245 140H243V138H241V140L239 139ZM256 141V142H255ZM255 143H256V149L255 150H253L252 151V148L254 147H252L251 146V144H250V146H251V151H250V148H249V153H247L246 155H243V159L242 160H239L238 162H237V164H235V163H233L234 161H237L236 160V156H234V158H235V160L233 161V157L231 158L232 159V163L234 164V165H232V163H231V165L232 166H234L233 168H232V166H227L226 168H228V169H233V170H229V171H232L231 173H229L230 175H233V177H234V175H236V173L240 176H237V178H241L240 180H244L245 181V185H243L244 187L246 186L247 188H246V190L248 191V195L246 194L247 193V191H246V195L247 196H250V195H257V196H259L260 197V199H261V196H262V199H264V133L263 134H261L259 137H256V139H255ZM178 142V141H177ZM180 142H182L183 143V140L182 141H180ZM204 142H202L203 144H204ZM210 142V141H209ZM209 142L208 143H206V146L207 145H211V144H213L214 146H216V144L217 145H220L221 143H220V141L218 142V143H216L215 144V142L214 143H212V139H211V144H209ZM234 141H232V143H233ZM248 142V141H247ZM174 143H175V145H174ZM182 143H181V145H182ZM187 143V142H186ZM185 142H184V145H182L183 147L185 146V144H186ZM197 144L199 143V141H197L196 142ZM227 143H229V142H227ZM231 143V144H232ZM235 144H236V141L234 142ZM243 143H245V142H242V143H240L239 144V146L241 147V144H242V146H243ZM180 144V143H179ZM223 144V143H222ZM231 144H229L228 146L229 147H233V146H231ZM249 144V143H248ZM186 145H188V144H186ZM195 145V143L192 145V146H194ZM202 145V144H201ZM226 145V144H225ZM233 145V144H232ZM246 145V144H245ZM252 145H254V144H252ZM173 146H177L179 149H180V151H181V153L183 154V156H181L182 154H180V151L179 150H177L179 153L177 154V151H175V154H177L178 155V157L176 156V157H174L173 155H172V152H171V155H172V158H170L169 156H170V151L172 150V148H175V147H173ZM220 146H222V145H220ZM224 146V145H223ZM237 146V145H236ZM248 145H246L245 147H247ZM195 148L197 147L198 149H199V147L198 146H194ZM208 147V146H207ZM228 147V148H229ZM244 147V146H243ZM243 147H242V149H243ZM245 147H244V149L243 150H245ZM249 147V146H248ZM209 148V147H208ZM221 148H223V147H221ZM224 148H225V146H224ZM187 148H186V146H185V148H184V150H186ZM201 149H202V147H201ZM227 149V148H226ZM241 149V148H240ZM247 150V149H246ZM174 151V150H173ZM188 151H189V149H188ZM191 152H193V150L191 151ZM189 153V155L190 156H192V154L194 153ZM215 152V151H214ZM230 152V151H229ZM197 153V152H196ZM211 153V152H210ZM239 153H240V151H239ZM238 153V154H239ZM212 154V153H211ZM188 155V159H189V156ZM197 155V154H196ZM200 155V154H199ZM229 155V154H228ZM231 155V154H230ZM233 155V154H232ZM242 155V154H241ZM2 156V157H3ZM212 156V155H211ZM223 157L224 156H226L225 154L224 155H222ZM239 156V155H238ZM201 157V156H200ZM199 157V158H200ZM221 157V156H220ZM227 157V156H226ZM208 158V157H207ZM222 158V157H221ZM228 158V157H227ZM227 158H224L225 160L227 159ZM237 158H239V157H237ZM196 159H197V157H196ZM218 159V158H217ZM229 160H227V162L228 161H230V156H229V158H228ZM241 159V158H240ZM2 160V161H1ZM222 160H223V158H222ZM189 163H188V162ZM201 161V160H200ZM199 160H198V162H200ZM205 161H206V159H205ZM224 161V160H223ZM223 161H222V163L221 164H223ZM2 163L3 165H5V163ZM156 162V163H155ZM198 162H196L197 164H198ZM226 162V161H225ZM231 162V161H230ZM195 163V165H197ZM229 163V162H228ZM1 164V163H0ZM1 164V165H2ZM227 164L225 163V166H226ZM211 166V165H210ZM225 166H224V168H225ZM244 166V167H243ZM193 166L191 165V167L190 168H192ZM212 167V166H211ZM217 167V166H216ZM0 168H1V166H0ZM3 169V168H2ZM7 169V168H6ZM5 169V170H6ZM201 169V168H200ZM219 169V168H218ZM1 170V169H0ZM5 170H4V172L2 171V173L3 174H5L6 172H5ZM222 168L220 167V169L218 170V171H215V172H213V175H212V177L210 178V177H208V179H203L202 180V182L201 183H199L198 185H197V187L196 186H193V188L194 187H196L197 189H199L200 187L202 188V189H205V191H208V189H207V187H208V185L206 186V188H205V185L203 186V183H206V184H211L212 182H213V180L215 179V178H217V176L219 175H221L223 172V170H224V172L227 170H225V169H223L222 171ZM17 171V172H16ZM194 171V172H193ZM212 171V170H211ZM1 172V171H0ZM234 172V173H233ZM9 173V174H10ZM192 175H191V174ZM240 173V174H239ZM17 174H19V175H17ZM209 174H211V173H209ZM227 174V172H225L224 173V175H226ZM205 175V174H204ZM228 175V174H227ZM230 175L228 176V178L230 177ZM2 176V174H0V182H1V184L0 185H2V180H3V177H1ZM9 176V175H8ZM194 176L196 177V174H194ZM193 176V177H194ZM209 176H211V175H209ZM222 176V175H221ZM236 176H235V178L234 179H236ZM4 177H6L5 175H4ZM226 177V178H225ZM233 177L231 176V178L233 179ZM206 178V177H205ZM218 178H220V177H218ZM227 178V176H224V179H227L226 181L227 182H229L230 180V178L228 179ZM5 179V178H4ZM20 179V180H19ZM176 179H180V181H182V183H184L183 185L181 184V183H178V181H176ZM222 179H223V177H222ZM7 180H9V181H11L9 178L7 179ZM196 180V181H195ZM229 180V181H228ZM239 180V181H240ZM232 181H234L235 182V180H232ZM227 182H226V184H227ZM232 183L231 185H229V186H232L233 184H234V187H235V183ZM236 182H238V181H236ZM241 182V184H242V181H240ZM6 183H7V181H6ZM5 183V184H6ZM12 183V182H11ZM230 183V182H229ZM5 184H3V185H5ZM15 184V185H16ZM241 184H239V185H241ZM11 186V188H12V185H14V183L12 184V185H10V183L9 184H6V186ZM45 185H49L48 186V188L45 186ZM200 185V186H199ZM6 186H5V189H6ZM17 186V185H16ZM186 186V187H185ZM203 186V187H202ZM227 187H229L228 186V184L226 185ZM1 187V186H0ZM167 187V188H166ZM2 188V187H1ZM4 188V187H3ZM47 188V189H46ZM160 188H161V191H163L162 189L163 188H166V190L167 191H169V193H171L170 194V197L168 198V200L167 201H165V202H163V201H161V203L159 204V206H158V208L159 207H161V208H159L160 209V211H158L159 209H156V208H153V209H155V210H157L156 212H155V210H153V209H148L149 208V204L150 205H152L153 206V203L155 202V199H156V195L158 196V191H160ZM190 188V187H189ZM193 188H191V189H193ZM200 188V189H201ZM211 188V187H210ZM242 188V187H241ZM4 189V190H5ZM14 189V188H13ZM17 189H19V188H17ZM40 189H39V191H40ZM159 189V190H158ZM169 189V190H168ZM228 189V188H227ZM229 189H230V187H229ZM228 189V190H229ZM232 189V188H231ZM236 190L238 189V187L237 188H235ZM15 190V189H14ZM21 190V191H22ZM33 190V193L32 194H34V191ZM47 190H49V192H47ZM165 190V189H164ZM183 190H184V192H183ZM190 190V189H189ZM195 190V189H194ZM16 191H19V190H16ZM160 191V192H161ZM166 191V192H167ZM200 191V190H199ZM211 191V190H210ZM1 192V191H0ZM15 192V191H14ZM30 192V191H29ZM36 192V193H37ZM43 193L44 191H40L39 193ZM159 192V193H160ZM184 193V196L182 195L183 193ZM187 192V197H185L186 195H185V193ZM190 192H192V190L190 191ZM220 192V191H219ZM221 192H223V191H221ZM220 192V193H221ZM230 192V191H229ZM234 192V191H233ZM21 193V192H20ZM41 193V194H42ZM157 193V194H156ZM165 193V192H164ZM209 193H211V192H209ZM219 193V194H220ZM17 194V193H16ZM28 194V193H27ZM27 194H25V197H26V195ZM156 194V195H155ZM191 194V196H192V193H190ZM212 194H213V192H212ZM230 194V193H229ZM233 194V193H232ZM240 194V193H239ZM21 195V194H20ZM35 195V194H34ZM33 195V196H34ZM39 195V194H38ZM160 196H162L161 195V193L159 194ZM164 195V194H163ZM205 195V194H204ZM214 195V194H213ZM22 196V195H21ZM31 196V195H30ZM22 197H24V195L22 196ZM29 196L27 195V197L26 198H28ZM43 197H44V195H43ZM163 197V196H162ZM182 197H185V198H182ZM208 197V196H207ZM211 197V196H210ZM209 197V199H211ZM222 197V196H221ZM230 197V196H229ZM233 197V196H232ZM243 197H245V196H243ZM32 197H30V199H31ZM49 198V197H48ZM50 198V199H51ZM192 198V197H191ZM190 198V199H191ZM203 198V197H202ZM213 198V197H212ZM253 198H256V197H254L253 196ZM29 199V198H28ZM47 199V198H46ZM193 199H195V198H193ZM207 199V198H206ZM205 199V200H206ZM230 199V198H229ZM248 199V198H247ZM252 199V198H251ZM251 199L249 198V200L251 201ZM20 200V199H19ZM27 200V199H26ZM33 200H35L34 199V197H33ZM38 200V199H37ZM158 201H159V199H157ZM231 200V202H232V199H230ZM253 200V199H252ZM255 200V199H254ZM49 201V200H48ZM51 201L53 202L54 200H52L51 199ZM50 201V202H51ZM58 201V200H57ZM56 201V202H57ZM60 201H62V200H60ZM187 201V200H186ZM185 201V202H186ZM193 201V200H192ZM200 201V200H199ZM247 201V200H246ZM249 201V202H250ZM256 201V200H255ZM261 201V200H260ZM25 202V201H24ZM27 202L29 203H31L32 202V199L31 200H27ZM190 202V201H189ZM243 202V201H242ZM21 203H22V201H21ZM28 203H26L25 202V204H27L28 205ZM54 204H55V202H53ZM52 203V204H53ZM188 203V202H187ZM187 203H185V204H187ZM199 203V202H198ZM202 203V202H201ZM1 204V203H0ZM24 204V206H27V205H25ZM31 204H33V203H31ZM49 204V203H48ZM51 204V203H50ZM157 204L158 203H156V205L155 206H157ZM202 204H204V203H202ZM206 204V203H205ZM181 204H179V206H180ZM183 205V204H182ZM190 205V204H189ZM216 205H218V204H216ZM29 206H30V204H29ZM57 206V207H56ZM187 206V205H186ZM198 206V205H197ZM219 206V205H218ZM221 206H222V204H221ZM234 206H235V204H234ZM205 207V206H204ZM231 207V206H230ZM13 208V207H12ZM63 208V207H62ZM187 208H188V206H187ZM186 208V209H187ZM243 208V207H242ZM248 208V207H247ZM258 208V207H257ZM3 209V208H2ZM10 209V208H9ZM30 209V208H29ZM37 209V210H38ZM67 209V210H68ZM88 211H87V210ZM179 209H180V207H179ZM183 209V208H182ZM181 209V210H182ZM193 209V208H192ZM196 209V208H195ZM241 209V208H240ZM245 209V208H244ZM264 209V208H263ZM19 210H20V208H19ZM34 210H36V209H34ZM57 210L59 211V212H57ZM78 212H77V211ZM80 210L81 211H83V210H86L87 211V213H86V211H85V214H78L79 212H80ZM149 210H153L154 212L152 213L151 211H149ZM180 210V211H181ZM246 210V209H245ZM244 210V211H245ZM251 210V209H250ZM68 211V212H69ZM74 213H73V212ZM197 211V210H196ZM199 211V210H198ZM259 211H260V209H259ZM66 211H63V214L65 213ZM160 212V213H159ZM171 212H174V210L173 211H171ZM183 212V211H182ZM189 212H191V211H189ZM239 212V211H238ZM243 212V211H242ZM257 212V211H256ZM262 212V211H261ZM261 212H258V215L260 214L261 215ZM264 212V211H263ZM37 213V212H36ZM49 213H51V215H49ZM67 213V212H66ZM81 213V212H80ZM82 213H84V211L82 212ZM157 213H159V214H157ZM177 213V212H176ZM179 213V212H178ZM198 213V212H197ZM196 213V214H197ZM16 214V213H15ZM60 214H62V212L60 213ZM157 214V215H156ZM240 214V213H239ZM238 214V215H239ZM251 214V213H250ZM55 217H54V216ZM69 215V214H68ZM76 215V216H77ZM156 215V216H155ZM235 215V214H234ZM243 215V214H242ZM58 216H60V217H58ZM155 216V217H154ZM179 216V215H178ZM185 216V215H184ZM188 216V215H187ZM195 216V215H194ZM197 216V215H196ZM250 216V215H249ZM150 217L153 219V220H151L150 219ZM235 217V216H234ZM244 217V216H243ZM237 218H238V216H237ZM242 218V217H241ZM245 218V217H244ZM170 219V218H169ZM178 219H180V217H178L177 219H176V221H178ZM186 219V218H185ZM143 220H142V222H143ZM161 220V219H160ZM181 220V219H180ZM184 220V219H183ZM188 220H189V218H188ZM193 220V219H192ZM195 220V219H194ZM39 221V220H38ZM50 221V222H51ZM75 221V222H74ZM93 221V223L95 222V221H97V226H96V224L94 223V226L92 225V227L91 228H93L94 227V231H95V228H96V231L95 232H92V231H89V233L87 232V228L89 227L88 225H87V223L88 222H92ZM162 221V220H161ZM247 221V220H246ZM264 221V220H263ZM2 222V221H1ZM165 222V221H164ZM164 222H163V224H164ZM168 222H170L169 220H168ZM172 222V221H171ZM180 223H181V221H179ZM193 222V221H192ZM85 223H86V225H85ZM92 223V224H93ZM140 223V222H139ZM156 223V222H155ZM250 223V222H249ZM2 224V223H1ZM132 224V225H131ZM170 224V223H169ZM194 224V223H193ZM197 224V223H196ZM199 224H200V222H199ZM59 225V224H58ZM57 225V226H58ZM62 225V224H61ZM72 225V224H71ZM75 225H74V227H75ZM131 225V226H130ZM140 225V224H139ZM180 225V224H179ZM183 225V224H182ZM187 225V224H186ZM250 225V224H249ZM251 225H253V223L251 224ZM54 226V225H53ZM65 226V225H64ZM69 226H70V224H69ZM129 226V227H128ZM135 226V225H134ZM157 226V225H156ZM170 226V225H169ZM195 226V225H194ZM262 226V225H261ZM73 227V228H74ZM84 227V228H83ZM127 227H128V229H127ZM161 227V226H160ZM164 227V226H163ZM181 227V226H180ZM184 227V226H183ZM186 227H188V226H186ZM196 227V226H195ZM68 228L69 227H67L66 228V230H68ZM167 228H169V227H167ZM172 228V227H171ZM170 228V229H171ZM179 228V227H178ZM251 228L252 227H250L249 229L251 230ZM85 229V230H84ZM89 229V228H88ZM139 229H142V228H139ZM145 229H147V228H145L144 227V230ZM246 229V228H245ZM259 229V228H258ZM258 229H256V230H258ZM69 230H70V228H69ZM71 230H72V226H71ZM82 230H84L83 232H82ZM90 230V229H89ZM128 230V231H129ZM135 230V231H134ZM156 230V229H155ZM248 230V229H247ZM62 231V230H61ZM73 231V230H72ZM129 231V232H130ZM139 231V230H138ZM174 231V230H173ZM249 231V230H248ZM255 231V230H254ZM254 231H249L250 233H254ZM260 232H261V230H259ZM147 232V231H146ZM163 232H164V230H163ZM163 232H162V234H163ZM167 232H169L168 230L166 231V235L168 234ZM171 232H172V230H171ZM169 233L170 235L173 233L174 235H176L175 234V231L174 232H172V233ZM245 232H247V231H245ZM259 232V233H260ZM263 232V231H262ZM72 233V232H71ZM71 233H68L69 234V237L70 236H72V234ZM150 233H152L151 231H150ZM149 233V234H150ZM154 233V232H153ZM152 233V234H153ZM165 233V232H164ZM244 233V232H243ZM264 233V232H263ZM119 234V235H118ZM122 234V235H123ZM137 234V233H136ZM135 234V235H136ZM162 234H161V236H160V234H159V236L158 237H156V235H155V237H152L151 239H149V241L145 244V243H143L144 245L142 246V250L140 249V252H142L144 255H146L147 254V258H148V261H146V262H149L148 264H161L162 262H164L166 259L168 260L169 258L168 257H171V256H169V254L170 255H173V253L171 254V247L173 246V244H171L170 242H174L173 241V239H171V237L172 238H175L174 237V235L172 234L171 236L169 235V238H168V235L167 236H164V237H166V239L165 238H163V236H162ZM240 234V233H239ZM242 234V233H241ZM240 234V235H241ZM255 234V236L257 235V233L255 232L254 233ZM64 235V234H63ZM67 235V234H66ZM121 235V236H122ZM164 235V234H163ZM242 235H245V233L244 234H242ZM250 236H247V237H250L251 238V234H249ZM62 236V235H61ZM75 236V235H74ZM125 236H123V237H125ZM133 236V235H132ZM131 236V237H132ZM150 236V235H149ZM254 236V237H255ZM115 237V236H114ZM182 237V236H181ZM242 237V236H241ZM71 238V237H70ZM109 238H108V241H111V240H109ZM163 238V239H162ZM243 238H246V237H243ZM112 239V238H111ZM116 239V238H115ZM122 239V238H121ZM167 239H171V240H167ZM247 239H249V238H247ZM252 239V238H251ZM251 239H249V240H251ZM256 239H259L257 236H256ZM60 240V239H59ZM112 240H114V238L112 239ZM119 241L118 242H121V240H120V237H119V239H118ZM125 240V239H124ZM163 240H165V243H164V241ZM166 240H167V242H168V247L166 246V244H167V242H166ZM180 240H181V238H180ZM254 240V239H253ZM55 241V240H54ZM95 241V242H94ZM107 241V242H108ZM123 241V240H122ZM147 241V240H146ZM176 241V240H175ZM178 241V240H177ZM241 241V240H240ZM243 241V240H242ZM241 241V242H242ZM257 241V240H256ZM256 241H255V243L252 241L251 243H253L254 245H252L251 246V249H249V251H252V247L254 246H256V244L258 243H256ZM60 242V241H59ZM78 242V241H77ZM79 242V243H80ZM106 241H104V243H105ZM164 244H163V243ZM181 242H182V240H181ZM246 242V241H245ZM244 242V243H245ZM247 242H248V240H247ZM247 242L245 243V244H247ZM58 243V242H57ZM109 243V242H108ZM108 243L106 244V247H107V245H108ZM175 244H177V242H174ZM243 243V242H242ZM250 243V242H249ZM121 244V243H120ZM122 244H124V242H122ZM126 244V243H125ZM163 244V245H162ZM171 244V245H170ZM237 244V243H236ZM260 244V243H259ZM2 245V244H1ZM166 246V249H165V251H164V249H162L163 247L162 246ZM182 245V244H181ZM249 245V244H248ZM83 246V245H82ZM105 246V245H104ZM124 246V248H125V245H123ZM180 246V245H179ZM179 246L177 247V248H179ZM39 247V246H38ZM84 247V246H83ZM116 247V246H115ZM120 247H121V245H120ZM247 247H249L250 248V245L249 246H247ZM253 247V248H254ZM257 247V246H256ZM60 248V249H59ZM92 248V247H91ZM122 248V247H121ZM165 248V247H164ZM168 248V249H167ZM173 248V247H172ZM235 248V247H234ZM238 248V247H237ZM258 248V247H257ZM40 249V248H39ZM43 249V248H42ZM59 249V251H57V250ZM76 249V246L74 245V244H72L71 243V240H68L67 239V241H65V242H63V244H62V242H60L58 245H55V246H53V247H45L44 249H43V251H44V253H46V252H49V253H51V252H55V250H56V252H60L61 254L63 253H65V255L67 254V255H69V256H71L73 253H75V252H79V251H76L75 250ZM87 249H88V247H87ZM87 249H85V250H87ZM106 249H108V248H106ZM105 249V250H106ZM116 249H117V247H116ZM170 249V251H167V250H169ZM256 249V248H255ZM254 249V250H255ZM259 249V248H258ZM82 250H84V248H82ZM244 250H247V248L246 249H244ZM88 251V250H87ZM86 251V252H87ZM114 251V250H113ZM119 251V250H118ZM163 251H164V253L166 252V255H168V256H166L165 257V254H163ZM199 251H200V249H199ZM257 251V250H256ZM81 252V251H80ZM79 252V253H80ZM83 252H85V251H83ZM102 252V251H101ZM109 252V251H108ZM170 252V253H169ZM172 252H173V250H172ZM198 252V251H197ZM36 253V252H35ZM77 253H75V254H77ZM99 253V252H98ZM134 253V252H133ZM168 253V254H167ZM200 253V252H199ZM202 253H204V252H202ZM245 253V252H244ZM59 254V253H58ZM117 254V253H116ZM115 254V255H116ZM137 254V253H136ZM112 255H113V253H112ZM111 255V256H112ZM139 255V254H138ZM144 255H142V257H144ZM39 256V255H38ZM52 256H54V254L52 255ZM59 256V255H58ZM73 256V255H72ZM72 256H71V258H72ZM74 256H76V255H74ZM73 256V257H74ZM79 256V255H78ZM93 256V255H92ZM140 257H141V255H139ZM177 256V255H176ZM65 257V256H64ZM67 257V256H66ZM87 257V256H86ZM163 257H165L166 259H163ZM240 257V256H239ZM243 257V256H242ZM242 257H241V259H242ZM245 257V256H244ZM68 258V257H67ZM70 258V257H69ZM88 258V257H87ZM91 258V257H90ZM238 258V257H237ZM27 259H29V258H27ZM86 259V258H85ZM131 259V258H130ZM145 259V257L144 258H142V260H144ZM160 259L161 260H163L162 262L160 261ZM211 259V258H210ZM69 260H71V259H69ZM139 260H140V258H139ZM142 260H140L141 262H142ZM171 260V259H170ZM238 260H240V259H238ZM32 261V260H31ZM55 261V260H54ZM145 261V260H144ZM143 261V263H145ZM173 261V260H172ZM172 261H171V263H172ZM175 261V260H174ZM178 261V260H177ZM186 261V260H185ZM56 262V261H55ZM70 262V261H69ZM86 262V261H85ZM168 262H170V261H168ZM182 262V261H181ZM228 262V261H227ZM52 263H53V261H52ZM57 263H59V262H57ZM56 263V264H57ZM74 263V262H73ZM142 263V264H143ZM165 263V262H164ZM178 263V262H177ZM188 263V262H187ZM191 263V262H190ZM236 263H238V262H236ZM66 264V263H65ZM79 264V263H78ZM163 264V263H162ZM165 264H167V261H166V263ZM176 264V263H175ZM179 264H180V262H179ZM199 264V263H198ZM244 264V263H243Z\"/></svg>","mask_w":264,"mask_h":264},{"label":"rangeland","instance_id":"obj_2","mask_svg":"<svg viewBox=\"0 0 264 264\" xmlns=\"http://www.w3.org/2000/svg\"><path fill=\"white\" fill-rule=\"evenodd\" d=\"M69 1H71V0H67V3H64V4H62L61 3V5H63L64 7H65V4L67 5L68 3H69ZM78 0H72L71 1V3L70 4H68L65 8H66V11H67V13H70V11H71V17L74 15V12H77V13H81V15H76V13H75V15L76 16H78V17H76V16H73V17H75V19H74V22L76 21V24L75 23H70V21H68V22H65V23H68V26H64V27H62V26H60V27H62L61 28V31H60V33L62 32V34H64V30L66 31V28L68 29L66 32H68L69 31V29L72 27V29L73 30H71V31H69V32H73V31H75V30H80V29H82V27H83V30L85 29L86 30V32L88 31V33H90V34H92L93 33V35H91L92 36V38H90V39H92L93 41H94V39H95V41H94V44H93V41H89V42H86V44L87 43H89V45L88 46H90V42L92 43V46H90V47H92L93 49H91L90 47H88L87 45H85V42L84 43H80L79 44V46H77V45H75L74 46V49L73 48H69L68 49V47L66 46V44L65 45H62V43H63V40L61 41V42H58L57 43V46H56V44L55 45H53V44H51L52 42H50V44L48 43L49 42V39L51 38L50 36L52 35V32H53V34H54V30L53 31H51L50 29V27H53L54 26V24L56 23V22H52V21H50V20H47V19H45V17H44V24L43 25H45V26H47V25H50L48 28H49V31H48V29H46L45 28V26H41L42 28H43V31H41V29H40V31L38 30V29H36V33H34V34H37V30H38V32H39V34H40V32H43V35L45 34V32L47 31V35H48V37L46 38L45 36H43L42 37V34H41V40L42 39H48V41H46V39L45 40H43L44 42H42L41 44H34V42L35 41H33V38L32 39H30L29 40V42H27V43H21V42H19L18 44L16 43V41H13V39H10L11 40V42H7V45H6V48H7V50L9 49H11L10 51H8V53L10 52H12L11 54V56H10V53L8 54V53H6L7 54V56H9V58H7L6 56H4V58L2 57V58H0V60H2V61H0L1 63H2V65H1V63H0V69H2V70H4L3 68H6L3 72H5V71H8V70H10V71H13V75L10 77L9 76V80H8V78H6L7 80H8V82L9 83H11L12 82V84H14L13 83V81H17V80H19L20 79V77H21V82H20V84L21 85H23L24 83H26L25 81H28L29 83H31V85H33V84H35L36 83V81L35 80H42L43 82H44V85H42L43 86V88H44V86L48 89H50V91H51V89H54V87L56 88V89H58L57 87L60 85V83H61V79L63 80V79H66V78H68V79H66V81L68 82L69 80H71V81H79V80H82V79H89L88 81H92L93 82V84H92V86L94 87V91L93 92H91V95L93 96V98L96 96V94H98V92L100 93V91H101V95H97L94 99H96V100H99L100 102H98V103H96L97 105H99V106H101V104L104 102L103 100H101V99H106V97H109L110 95L112 96V95H114V97H115V94H116V97H117V99L119 98V99H122V97H124L125 96V94L123 95V93H125L123 90H124V86H123V82H122V85L120 84V81H121V78H122V69L123 68H125V64L123 65V63H122V61L124 60V57L122 56V54H124V53H122V51L124 52V50H123V48H125V46H124V44H125V40H123L124 38H125V34L127 33V31L130 29L129 28V26H127L128 25V23H127V21H125V20H129L130 18H131V16H126L127 18L128 17H130V18H126L125 17V15H124V12L125 11H123L124 10V4H122L121 2H126V0L124 1V0H121L120 1V3L122 4H119L118 3V1L117 0H115L114 2H112L111 3V0H110V2H108L109 0H107V2L105 1V0H88L89 1V4L90 5H88L89 6V8L92 6V8H90V9H92L93 10V8H94V6H95V8H94V12H92L89 8H88V6H86V5H83L82 3H81V0L80 1H78ZM84 1V0H83ZM87 1V0H86ZM86 1H84V3L86 2ZM90 1H91V3H90ZM99 1V2H98ZM104 1V2H103ZM113 1V0H112ZM117 1V2H116ZM144 2V3H140V2ZM139 0V2L137 3V4H141V7H140V5H136V9H140V11H142L141 13L138 11L137 13H138V16L136 17L135 16V19L136 18H138V19H136L139 23H140V25H142V29H144V30H149V32H154V33H149L148 35H154L156 32L155 31H157V35H158V37H159V34L162 32V33H165V36H163L162 35V33L160 34L161 35V37H159V40L160 41H157L158 40V37L157 36H155L156 38H155V44H157V45H159V47L157 46V45H152L153 47H151L150 46V48H148L147 49V52H145L146 54L144 55L146 58H143V60L144 59H146V60H144L143 62H144V64H143V66H146L145 68H147V70L148 69H151L150 71L152 72V75H154V76H152L151 75V73L149 72V73H147L148 71L146 70V69H144V67H143V73L145 74V72H144V70L146 71V75H148L149 77L150 76H152V77H154V78H150L151 79V81L153 80V84H151V81H149L150 79H149V77L148 78H146V75L144 76V74L143 73H141L142 74V76L147 80V79H149L148 80V83H144L146 86H145V89H142L143 91H141V93L140 92H136L134 95H136L137 93H138V95H140L142 98H149V99H151V98H153L152 97V95L156 92V90L157 91H159V89H160V80L161 81H164V82H166V83H168V84H171V86H172V88L173 89H176V87H178V85L180 84V83H178V82H182L181 80H184V82H188V84H186V86L187 87H189V89L185 86V87H183L182 86V88H185V90L183 89L182 90V92H180V91H178L177 93H176V97H177V100H178V102H179V99L181 100L180 102H182V100H184L185 102H186V105L187 104H189V105H187V106H189V108L191 109V110H193V109H195L196 107V109H197V111H196V113L198 112V113H200L199 111L201 110V108H203L202 107V105H203V103H204V107H206V108H210L211 109V105L213 104V105H215V103H216V101H218V100H215V102L214 101H212V99H211V94L209 95V93L207 94V96L205 95L206 93V91L204 90V87H202L203 85H204V83H205V81H209V79H212V80H214V78H215V74H217V76H216V78H218V77H222V75L224 76V74L225 75H227V74H229V75H227V76H229V79H228V82L230 81V79L232 80L233 78H231L232 77V75L231 74H233L234 75V71H230V69H231V67H229V64L230 63H232V59H233V56L234 55H236L237 53V51H235V50H238V53L240 52H243V50L245 49V47L243 48V47H241V44H240V47H241V49H242V51H239V46H236V45H239V42L240 43H242L241 42V38L242 37H244L246 34L245 33H243V32H241L242 30L241 29H243V28H246V29H248L249 30V28H247L248 27V25L246 26L245 24H243L244 22L243 21H245V23L247 22H249L247 19H251V22L253 23V27H254V33L255 32H257V34L255 33L254 35H257L256 37L258 38V36H259V40L257 39L256 40V42L258 41V44H261V45H259V46H257V47H260L261 46V48H263L264 47V19H263V17H264V11H262V10H264V8H262L263 6H262V4L264 3V0L262 1V0H254V2H253V0H240L241 2H243V6H240V5H242V3L239 1V0H234V1H237L236 3L233 1V0H219V1H217V3H216V0H209L210 2H207L206 0L204 1V0H188V1H186V0H168V2H167V0ZM148 1V2H147ZM172 1V2H171ZM177 1V2H176ZM181 2V3H179V2ZM189 1H191L190 3H188ZM212 1V2H211ZM228 1H230V2H228ZM239 1V2H238ZM247 1V3L246 4H244V2H246ZM259 1V2H258ZM64 2H66V1H64ZM93 2V3H92ZM97 2V4H95V3ZM161 4H160V3ZM184 2V3H183ZM202 2V3H201ZM220 4H219V3ZM226 2V3H225ZM250 2H251V4H252V6H251V4H250ZM76 3V4H75ZM99 3V4H98ZM104 3H107V4H104ZM112 5V9H111V6H110V4ZM147 3V4H146ZM173 3V4H172ZM174 3H178V4H174ZM188 3V4H187ZM206 5V6H204V4ZM225 3V4H224ZM231 3V4H230ZM235 3V4H234ZM257 3V4H256ZM259 3V4H258ZM262 3V4H261ZM88 4V3H87ZM186 4L188 5V6H186ZM196 5V6H193V5ZM200 4V5H199ZM208 4V5H207ZM211 4V5H210ZM215 4V6L213 7V5ZM218 5V7H216L217 5ZM227 4H229V6H228V8L226 7V5ZM250 4V5H249ZM255 4L257 5V6H255ZM72 5H75V6H71ZM99 6V7H97V6ZM101 5L103 6L104 5V7H106L105 9H104V7H101ZM108 5V6H107ZM161 5V6H160ZM165 5H166V7H165ZM168 5V6H167ZM175 7H174V6ZM178 5V6H177ZM182 5V6H181ZM192 6V10H191V6ZM210 5V6H209ZM225 5V6H224ZM246 5V6H245ZM247 5H249V6H247ZM78 6V7H77ZM165 8H164V7ZM181 6V7H180ZM200 6V7H199ZM202 6H204L205 8L204 9H202L201 11H199L200 10V8H203ZM221 6V7H220ZM233 6V7H232ZM262 6V7H261ZM108 7V8H107ZM177 7V8H176ZM178 7H180V8H178ZM194 7L196 8V9H194ZM197 7H198V9H197ZM208 7H210V8H208ZM223 7V8H222ZM239 7V8H238ZM249 7V8H248ZM251 7V8H250ZM256 7V9H258V10H256V9H252V8H255ZM73 8V9H72ZM79 8V9H78ZM96 8H98V10L96 9ZM174 8V9H173ZM184 8H186V9H184ZM212 8V9H211ZM214 8V9H213ZM219 8V9H218ZM225 8V9H224ZM231 8V9H230ZM235 8V10H233V9ZM246 8V9H245ZM260 8V9H259ZM261 8H262V10H261ZM78 9V10H77ZM85 10V12H82V10ZM102 9V10H101ZM123 9V10H122ZM161 9V10H160ZM167 9V10H166ZM176 9V10H175ZM193 9H194V11H193ZM238 9H240V10H238ZM248 9V10H247ZM251 9V10H250ZM96 10L98 11V12H96ZM101 10V11H100ZM162 10H163V12H162ZM204 10V11H203ZM209 12H208V11ZM214 10H215V14H214ZM227 10V11H226ZM232 10V11H231ZM246 10V11H245ZM256 10V11H255ZM107 11V12H106ZM165 11V12H164ZM188 11H191V12H188ZM193 11V12H192ZM197 11V12H196ZM217 11V12H216ZM220 11L222 12V13H220ZM229 11V12H228ZM231 11V12H230ZM233 11H234V13H233ZM242 11V12H241ZM244 11V12H243ZM255 11V12H254ZM261 11V12H260ZM86 12H87V15L89 16V18H88V16L86 15ZM90 12H91V14H90ZM198 12H202V14L200 13H198ZM213 12V13H212ZM219 12V13H218ZM226 12V13H225ZM237 12V13H236ZM239 12L243 15H241V14H239ZM248 12V14L250 13L251 15L253 14V16H250V14L248 15H245L246 13ZM93 13V14H92ZM97 13H98V15H97ZM106 13V14H105ZM142 13H145V14H142ZM165 13V14H164ZM187 13V14H186ZM189 13H190V15H189ZM194 13H198L197 14V18L195 17V15L196 14H194ZM218 14V16H219V14H220V16L218 17L217 16V14ZM235 13H236V15H235ZM261 13H263V14H261ZM73 14V15H72ZM82 14H85V16H83ZM111 14V15H110ZM113 14V15H112ZM156 14V15H155ZM167 14V15H166ZM172 14V15H171ZM181 14V15H180ZM209 14V16H207V15ZM239 14V15H238ZM254 14H255V17H254ZM257 14H258V16L259 17H261L260 19H259V17L257 18L256 16H257ZM96 15H97V17L98 18H96L97 19V21L96 20H94L95 19V17H96ZM102 15V16H101ZM147 15H149V16H147ZM163 15H166V17L164 16L163 17ZM175 15H177V16H175ZM179 15V16H178ZM213 15V16H212ZM223 15H225L224 17H223ZM230 15V16H229ZM232 15V16H231ZM263 15V16H262ZM82 16V18L80 19V17ZM109 16V17H108ZM144 16H146V17H144ZM156 18H155V17ZM158 16V17H157ZM162 16V17H161ZM175 16V18H173ZM188 16H189V18H188ZM207 16V17H206ZM217 16V17H216ZM229 16V17H228ZM235 16V17H234ZM245 16V17H244ZM151 17V18H150ZM168 17V18H167ZM172 17V18H171ZM188 18V19H186V18ZM200 17V18H199ZM227 17V18H226ZM232 17V18H231ZM246 17H247V19H246ZM252 17V18H251ZM78 18V20H76ZM85 18V19H84ZM88 19V24H86V25H84L85 27H87V28H85L84 26H82V23H81V21L82 22H84V24L85 23H87V19ZM93 18V20H91ZM100 18V19H99ZM150 18V19H149ZM170 18V19H169ZM180 18V19H179ZM193 18H195V19H193ZM207 18H208V20H210V21H208L207 20ZM214 18H216L215 20H214ZM235 18V19H234ZM236 18L237 19H239V20H237L236 21ZM90 19V20H89ZM147 19V20H146ZM149 19V20H148ZM161 20L162 19V21L164 20V22H162V21H159V20ZM175 19V20H174ZM185 19V20H184ZM229 19V20H228ZM235 20V22H234V20ZM252 19H254L253 21H252ZM70 20V19H69ZM72 20H73V18H72ZM99 20V21H98ZM144 20V21H143ZM156 20V21H155ZM182 20H183V22H182ZM187 20V21H186ZM197 20V21H196ZM202 20V24L200 25L199 23L200 22H198V21H201ZM212 20H214V21H212ZM220 20H222V21H220ZM260 21L259 22V25L257 24L256 25V22L257 21ZM92 21H96L95 23L93 22L92 23ZM154 21V22H153ZM170 21V22H169ZM195 21V22H194ZM204 21V22H203ZM229 21H233V22H229ZM255 21V22H254ZM49 22V24H47ZM77 22H79L80 23V26H79V24H77ZM91 22V24H89ZM102 22V24H100ZM137 22V23H138ZM191 22V23H190ZM195 23L194 25H193V23ZM198 22V23H197ZM213 22H215V25L213 24ZM237 22V23H236ZM239 22H240V24H239ZM250 22V23H251ZM263 22V23H262ZM64 24V22H61V20H60V22H59V25H61V24ZM96 23H99L98 24V28H100L101 30H98V28H96L95 30H94V24H96ZM132 23V22H131ZM150 25H149V24ZM154 23V24H153ZM157 23V24H156ZM178 23V24H177ZM189 23L191 24V26H192V28H190V29H188L190 26H189ZM211 24V25H209V24ZM229 23H230V25L232 24V26H230L229 27ZM255 23V24H254ZM258 23V22H257ZM262 23V24H261ZM51 24L53 25V26H51ZM62 24V25H63ZM74 24V25H73ZM93 24V25H92ZM162 24H163V26H162ZM176 25V26H174V25ZM185 24H187V25H185ZM222 24V25H221ZM225 24V25H224ZM233 24H234V29H233ZM237 24V25H236ZM260 24H261V26H260ZM65 25H67V24H65ZM75 25L77 26L76 28H75V30H74V27H75ZM87 25H89V26H87ZM99 25H102L103 27V29L101 28V26H99ZM125 25V26H124ZM145 25V26H144ZM158 25V26H157ZM185 25V26H184ZM199 26V27H197V26ZM204 25V26H203ZM209 25V26H208ZM239 25V26H238ZM240 25H241V29L239 30V28L238 27H240ZM242 25L244 26V27H242ZM71 26V27H70ZM82 26V27H81ZM94 26V27H93ZM155 26H157L158 27V29H157V27L155 28ZM182 26H184V27H182ZM189 26V27H188ZM196 26L197 28H194V27ZM212 28H211V27ZM70 27V28H69ZM97 27V26H96ZM111 27V28H110ZM150 27V29H147V28H149ZM153 27V30H154V28H155V31H153L151 28ZM162 27V28H161ZM181 27V28H180ZM208 27V29H210V31H208V29H206ZM220 27V28H219ZM223 27V28H222ZM225 27V28H224ZM232 27V28H231ZM237 27V28H236ZM261 27V28H260ZM65 28V29H64ZM93 28V29H92ZM109 28V29H108ZM159 28H160V30H159ZM174 28H175V30H174ZM178 28V29H177ZM180 28V29H179ZM185 28H187V29H185ZM203 28V29H202ZM213 28L215 29L214 31H213ZM230 28H231V30H230ZM64 29V30H63ZM157 29V30H156ZM172 29V30H171ZM177 29V30H176ZM193 29H195V31L193 30ZM201 30V32L203 31V30H206V31H204L203 33L205 34V36H204V34H202L201 32H200V30ZM226 29H227V31H226ZM257 29V30H256ZM98 30V31H97ZM152 30V31H151ZM180 30V31H179ZM184 30L186 31V30H188V31H186V32H184ZM191 30H193V32L191 31ZM196 30H198L199 32H200V35H201V38H200V44H199V46H198V44H197V42L199 41V38H198V34L197 33H199V32H197L196 33ZM211 30L213 31V32H211ZM218 30V31H217ZM221 30V31H220ZM232 30H233V32H234V34L232 33ZM239 30V31H238ZM245 30V29H244ZM243 30V31H244ZM250 30H252V29H250ZM249 30V31H250ZM50 31H51V34H49L50 33ZM93 31H95V32H93ZM97 31V32H96ZM125 31V32H124ZM161 31V32H160ZM176 31V32H175ZM230 31H231V33H230ZM258 31H260V34L258 33ZM173 32H174V34H173ZM190 32H192V33H190ZM206 32V33H205ZM219 32V33H218ZM223 32H224V35H223ZM225 32H227L226 34H228V35H226L225 34ZM238 32V33H237ZM241 32V33H240ZM244 32H246V30L244 31ZM248 32V31H247ZM96 33L98 34L97 36L99 37H97V36H95L96 35ZM99 33H101L100 34V36H99ZM102 33H104V34H102ZM125 33V34H124ZM146 33V32H145ZM176 33H177V35H176ZM181 33V34H180ZM182 33H186L185 34V36H187L188 38H189V45L186 43L187 41L186 40H188L187 39V37L185 38L186 40H184L185 41V43H186V45H188V47H187V49L185 48L186 46H184L183 44L181 45L180 44V41H181V39H179V38H181L180 36H182L183 34ZM210 33V34H209ZM221 33V34H220ZM231 35H230V34ZM250 33V32H249ZM248 33V34H249ZM251 33H252V31H251ZM251 33H250V35H251ZM71 34V33H70ZM109 34V35H108ZM122 34V35H121ZM180 36H179V35ZM189 34V35H188ZM194 34V35H193ZM196 34V35H195ZM214 34V35H213ZM218 34V35H217ZM239 34V38H236V37H238L237 35ZM242 34V35H241ZM245 34V35H244ZM259 34V35H258ZM262 34V35H261ZM46 35V34H45ZM50 35V36H49ZM101 35H102V37H101ZM146 35H147V33H146ZM156 35V34H155ZM174 35V36H173ZM208 35H209V37H208ZM212 35V37H210ZM233 35H235V36H233ZM250 35H248V37H245L246 39H248V38H251L250 37ZM261 35V36H260ZM36 37H35V39H40V35H35ZM94 36V37H93ZM106 37V38H104V37ZM170 36V37H169ZM184 36V35H183ZM193 36V37H192ZM206 36H207V38H210V39H208V40H206L207 38H206ZM222 37V39L220 40V38ZM227 38H226V37ZM61 37H62V35H61ZM147 37V36H146ZM154 37V36H153ZM215 37H216V40H214L215 39ZM232 37H235V38H232ZM98 38V39H97ZM172 38H173V40H172ZM206 38V39H205ZM214 38V39H213ZM229 38V39H228ZM230 38H232V40L230 39ZM175 39V40H174ZM178 39V40H177ZM224 39H226V40H228L227 42H226V40H224ZM244 39V38H243ZM263 39V40H262ZM32 40V41H31ZM122 40V41H121ZM198 40V41H197ZM204 40V41H203ZM214 42H213V41ZM233 41V42H231V41ZM235 40V41H234ZM237 40V41H236ZM238 40H239V42H238ZM251 40V39H250ZM249 40V41H250ZM98 41V42H97ZM100 41V42H99ZM195 43V44H197V48H198V50H197V48H196V45L193 43V42ZM201 41H202V44H201ZM209 41V42H208ZM215 41H217V42H215ZM230 41V42H229ZM246 43L245 44H248L247 42V40H244ZM260 41V42H259ZM13 42V43H12ZM33 42V43H32ZM47 42V43H46ZM104 42V43H103ZM110 42V43H109ZM158 42V43H157ZM224 42V43H223ZM231 43L230 45H229V43ZM236 42H237V44H236ZM30 43V44H29ZM46 43V44H45ZM96 43H98L97 45H100V46H98L99 48H101V47H103V50H104V52H102V51H100V49L95 45ZM102 45H101V44ZM108 43V44H107ZM162 45H161V44ZM174 43V44H173ZM179 43V44H178ZM204 43V44H203ZM214 43V44H213ZM216 43H218V45L216 44ZM225 44L224 45V47H223V45L222 44ZM11 44V45H10ZM14 44V45H13ZM45 44V45H44ZM104 44V45H103ZM117 44V45H116ZM193 44H194V46H193ZM211 44H213L212 46H213V49H210L209 50V48H212V46H211ZM219 44H221V45H219ZM228 44V45H227ZM244 44V43H243ZM35 45H36V47H35ZM40 45V46H39ZM51 45H52V47L53 46H56V47H53V50L54 51H51V53H54L55 52V54H52V57L50 58H48L47 56H48V52L50 51L48 48L50 47V49L52 50V47H51ZM62 45V46H61ZM84 45H85V47L87 46V48H85L84 47ZM95 47H94V46ZM105 45H107V47L105 46ZM161 45V46H160ZM174 45H175V47H174ZM203 45V47H204V45H205V47L202 49V47L201 46ZM209 46V47H207V46ZM217 45V46H216ZM233 45V46H232ZM44 46V47H43ZM48 46V47H47ZM59 46H61V47H59ZM64 46V47H63ZM83 48H82V47ZM169 46H170V48H169ZM172 46V47H171ZM177 46V47H176ZM182 46V47H181ZM220 46H222V48L220 47ZM234 46H236L237 48L235 49V47ZM4 46L2 45V48H3ZM33 47V48H32ZM41 47H42V49H41ZM66 47V48H65ZM96 47H97V49H98V51L96 50ZM164 47H166V48H164ZM191 47V48H190ZM193 47H194V49H193ZM200 47V48H199ZM215 47H217V52H216V50H215ZM234 47V48H233ZM1 48V50H2V52H4V50ZM41 49L43 52H41L39 49ZM90 48V49H89ZM107 50H106V49ZM206 48H207V50H206ZM225 48V49H224ZM228 48H229V50H233V51H229L228 50ZM13 49V50H12ZM73 49V50H72ZM76 49H79V50H81V51H76ZM85 50V51H83V50ZM87 49V50H86ZM89 49V50H88ZM117 49V50H116ZM122 49V50H121ZM153 49V50H152ZM170 49H171V51H170ZM176 51H178V52H181V53H185V50H188V52H187V54L189 55L190 53L189 52H192L191 54H193V53H195V51H196V54H194L192 57H190V55L188 56L187 54H186V58H183L182 60L180 59V60H178L177 62L175 61V64L176 65H174V63H171V65H167L166 66V68L163 66L164 64H163V62H165V60H166V58H167V55H169V53L171 52L172 53V56H174L175 55V53H177V52H175V50ZM184 49V50H183ZM221 49V50H220ZM240 49V50H241ZM37 52H36V51ZM49 50V51H48ZM56 50H58V53H57V51ZM75 50V51H74ZM94 50H96V52L98 53V54H100L99 56H101V59H103L102 57L104 56V58L109 62V60H111L108 64L109 65H106L107 64V62H105L106 64V66H105V68L107 67V72L105 71V69H102L101 67L103 66V62H104V60H101L100 58H97L96 57V55L97 54H95L96 52L94 51ZM113 50V51H112ZM118 50H119V52H118ZM152 52H151V51ZM158 50V51H157ZM163 50V51H162ZM174 50V51H173ZM191 50V51H190ZM193 50H194V52H193ZM219 50H220V52H219ZM263 50V49H262ZM46 51H48L47 53H45ZM92 52V54L94 53V55H92L91 54V52ZM120 51H121V53H120ZM150 51V55H152V56H150V55H147L148 54V52ZM154 51H155V53H154ZM213 51V52H212ZM215 51V52H214ZM224 51V52H223ZM225 51L226 52H228L229 51V53L230 54H228V53H226V54H228V58H227V63H225L224 62V65H226L227 66V64H228V68L226 67V66H223V67H226V71L227 70H229V72L227 71V74H226V72L225 71H223L222 72V70L221 71H219L220 70V67L222 68V65H219L220 67H218V64L220 63H223V61L221 62V59L222 58H225L226 56H224V57H222L223 55V53H224V55H225ZM246 51H248V50H246L245 49V57L249 54V52L252 54H249L250 55V57H249V55L247 56V59H245V57L243 56V60H245L244 62H242V64L243 63H245L246 62V60H248L249 61V63H247L246 62V65L247 66H243L242 64H241V62L239 63L240 65H242L241 67L243 68V69H241V67H240V65L238 64L237 66L238 67H235V69H241V71L244 73H242V72H240V70H236L238 73H236V74H238V75H236V76H238L239 77V75H243V77H241L240 76V83H239V81H237V78L235 77V76H233L234 77V80H235V82H236V84L237 83H239V84H241V83H248L247 85L248 86H250V88L249 89H251V87L252 88H254V89H251L250 91H248V93H250V94H252L253 95V92H254V90L255 89H257L255 92L259 95V93H261L260 91V88H259V84L260 83H262V81L264 80V69H263V73H260L259 71V74H258V72H256V75H254V70H252L253 68L251 67V65H252V63H250V59H252L251 57H253V51L252 50H249L248 51V54H247V52ZM62 52V53H61ZM67 54H66V53ZM75 52H79V53H75ZM81 52V53H80ZM107 52V53H106ZM163 52H165L164 53V55H166V57H163L164 55L162 54ZM202 52V53H201ZM207 52V53H206ZM209 52V53H208ZM210 52H212V53H210ZM234 53V54H232V56H231V53ZM39 53H41V54H39ZM45 53V55H43L42 56V54H44ZM50 53V54H51ZM70 53V54H69ZM78 54L77 56H74L75 54ZM87 53V54H86ZM153 53V54H152ZM168 53V54H167ZM197 53H198V55H197ZM203 53H204V56H203ZM214 53V54H213ZM217 53V54H216ZM236 53V54H235ZM239 53V54H240ZM41 55L42 57H41V60H40V58L38 57V55ZM59 56H58V55ZM79 54H80V56H79ZM85 54V56H83ZM91 54V55H90ZM111 54V55H110ZM211 54V57L209 56ZM236 55L237 56V60H236V62L237 61H242L241 59V57L240 56H242V54H240V55ZM261 54L264 56V52L262 53L261 52ZM1 55H2V53H1V51H0V57H1ZM81 55H82V57L83 58H86L85 60L82 58V60H81ZM88 57H87V56ZM109 55V56H108ZM116 55V56H115ZM119 55V56H118ZM159 55V56H158ZM171 55V54H170ZM200 55V56H199ZM217 55V56H216ZM221 55V56H220ZM37 56V57H36ZM54 56H58L59 58V60H60V58H61V61H59L58 59H57V57L55 58ZM62 56V57H61ZM93 57L94 56V60H95V63H97V64H94V62H93V65L91 66V64H92V60H90V59H92L91 57ZM98 56V55H97ZM108 56V57H107ZM115 56V57H114ZM150 56V57H149ZM196 57V58H193V57ZM208 56V57H207ZM44 57H46L45 59H44ZM64 57V60L62 59ZM78 57H79V59H78ZM107 57V58H106ZM121 57V58H120ZM123 57V58H122ZM149 57V58H148ZM160 57V58H159ZM187 57H188V59H187ZM201 57V58H200ZM213 57V58H212ZM222 57V58H221ZM241 58V59H239V58ZM5 58H6V63L4 62V60H5ZM110 58V59H109ZM114 58V59H113ZM163 58H165V60L163 59ZM198 58V59H197ZM201 60H200V59ZM204 58V59H203ZM208 58H211V59H208ZM229 58H231V62L229 61ZM250 58V59H249ZM7 59H9V61H7ZM13 59V60H12ZM49 59V60H48ZM54 59L56 60V61H54ZM79 61V60H81L80 61V63H82V61H87V65H86V62L85 63H83V64H80V63H75L74 64V62L76 61L77 62V60ZM88 59V60H87ZM98 59V60H97ZM116 59V60H115ZM163 59V60H162ZM185 59V60H184ZM190 59V60H189ZM194 59H195V61H194ZM216 59H219V63L217 64L216 62H217V60ZM226 59V58H225ZM225 59H222V60H225ZM239 59V60H238ZM11 60V61H10ZM47 60V61H46ZM74 60V61H73ZM93 60V61H94ZM96 60H97V62H96ZM101 60V64H102V66L100 67V61ZM115 61V63H114V61ZM118 60V61H117ZM184 60V61H183ZM190 61V62H187V61ZM193 61V63H192V61ZM203 60V61H202ZM207 60V61H206ZM209 60H211V61H209ZM45 63H44V62ZM52 61V62H51ZM57 61H58V63H57ZM63 61V62H62ZM67 61V62H66ZM200 61H201V63H200ZM214 61V62H213ZM230 63H229V62ZM64 62H66L65 63V65H64ZM147 62V63H146ZM150 62V63H149ZM161 62V63H160ZM197 62V63H196ZM205 62V63H204ZM212 63V64H210V63ZM251 62H253V60H251ZM8 63V64H7ZM12 63H13V65H12ZM50 63V64H49ZM67 63H68V66H67ZM112 63V64H111ZM114 63V64H113ZM117 63V64H116ZM179 63V64H178ZM199 63V64H198ZM209 63V64H208ZM213 63L214 64H217V65H213ZM76 64H77V66H78V69H77V66H76ZM98 64H99V66H98ZM178 64V65H177ZM188 64V65H187ZM189 64H191L192 65V67H191V65H189ZM196 64V65H195ZM249 64H250V68L248 67L249 66ZM21 65V66H20ZM82 65H85V66H82ZM95 65H97L96 66V68H95ZM110 65H112V66H110ZM162 65V66H161ZM198 65H200V67L198 66ZM206 65V66H205ZM213 65V66H212ZM28 66V67H27ZM73 66H75L76 68H74V70H72L73 68L72 67ZM110 66V67H109ZM169 66V68H167ZM179 66V67H178ZM196 66V67H195ZM39 67V68H38ZM42 67H43V69H42ZM51 67V68H50ZM89 67V68H88ZM93 67V68H92ZM98 67H100L101 69H99ZM120 67V68H119ZM163 67V68H162ZM190 67V68H189ZM194 67V68H193ZM198 67H199V69H198ZM207 67H208V69H207ZM210 67V68H209ZM214 67H216V68H214ZM219 68V70H218V68ZM249 69H248V68ZM12 68V69H11ZM60 68V69H59ZM68 68V69H67ZM70 68H72L71 70V72L69 71L70 70ZM104 68V67H103ZM111 68V69H110ZM154 68H155V70H154ZM230 68V69H229ZM245 68H247L248 69V72H250V71H253V72H250V74L249 73H247V69L245 70ZM264 68V67H263ZM65 70V71H67V72H70L71 74H73L74 73V71H78L77 73H79V74H77V73H75V74H77V76H75V78L76 79H74V76H73V79H72V76L70 75V73H68V76L69 77H66L67 76V72H65L64 73V75H65V77H64V75L63 74H61L62 72H64L63 70ZM99 69V70H98ZM159 69H161V70H159ZM196 69H197V71H196ZM217 69V70H216ZM224 69V68H223ZM255 69V68H254ZM2 70L0 71V73L2 72ZM16 70H19V72L18 73H15V71ZM84 70H85V73H83L84 72ZM88 70V71H87ZM97 70V71H96ZM191 70H194L193 72H190ZM212 70V71H211ZM225 70V69H224ZM245 70V71H244ZM29 71V72H28ZM32 71V72H31ZM60 71V72H59ZM98 71H100V72H104L103 74H99V72ZM110 71V72H109ZM116 71H118V72H116ZM161 71V72H160ZM182 71V72H181ZM184 71V72H183ZM188 71V72H187ZM204 73H203V72ZM211 71V72H210ZM197 74H196V73ZM212 72H214L213 74L215 75V76H212V75H210L209 73H211L212 74ZM221 72H222V75H220L221 74ZM225 72V73H224ZM232 72V73H231ZM234 72V73H233ZM42 73V74H41ZM83 73V74H82ZM98 73V74H97ZM110 73H112V74H110ZM120 73V74H119ZM160 73V74H159ZM185 73V74H184ZM199 73H200V76H199ZM201 73H202V76H203V74H204V76L205 77H202L201 76ZM206 73V74H205ZM241 73V74H240ZM253 73V74H252ZM41 74V75H40ZM74 74V75H75ZM175 74V75H174ZM179 74V75H178ZM184 74V75H183ZM194 74V75H193ZM207 74H209L210 75V77L211 78H208L209 76L207 75ZM20 75V76H19ZM85 75V76H84ZM87 75H94L93 77H95V79H93V78H91V76L89 77V76H87ZM106 75V76H105ZM111 75H112V77H111ZM115 75V76H114ZM156 75H158L157 77H156ZM181 75H183L182 76V78H181ZM198 75V76H197ZM206 75H207V78L208 79H206ZM255 76V77H253L252 78V76ZM61 76H63V78L61 77ZM70 76H71V78H70ZM119 76V77H118ZM131 76H133V74H131ZM135 76V75H134ZM170 76V77H169ZM177 76V77H176ZM190 76V77H189ZM195 76V77H194ZM231 76V77H230ZM246 76H248V78H246ZM250 76V77H249ZM40 77V78H39ZM58 77V78H57ZM96 77H97V79H96ZM102 79H101V78ZM105 77H109L110 79H107V78H105ZM159 77V78H158ZM164 77H166V78H164ZM168 77H169V79H168ZM176 77V78H175ZM189 77V78H188ZM199 77H201V78H199ZM245 77V78H244ZM257 77V78H256ZM16 78V79H15ZM157 78H158V80H157ZM187 78V79H186ZM206 80H205V79ZM224 79H227L226 78V76H224L223 77ZM236 78V79H235ZM243 78H244V80H243ZM249 78H250V80H249ZM263 78V79H262ZM5 79V80H6ZM12 79H13V81H12ZM91 79V80H90ZM98 79H100L101 81H102V87H100V85H101V81L100 80H98ZM118 79V80H117ZM164 79H166V80H164ZM178 79H180V80H178ZM189 79V80H188ZM247 79V80H246ZM260 80L261 81V79H262V81L260 82H258V80ZM1 80H2V83H4L3 82V79L1 78ZM1 80H0V83H1ZM4 80V81H5ZM19 80V81H20ZM97 80H98V83H97ZM106 80V81H105ZM199 80V81H198ZM220 80H222V78L220 79ZM238 80H239V78H238ZM242 80H243V82H242ZM11 81V82H10ZM56 81V82H55ZM71 81H69V82H71ZM110 81V82H109ZM117 81V82H116ZM122 81H123V79H122ZM154 81L157 83H154ZM248 81H250V83L253 85H251V84H249V82ZM256 81V82H255ZM5 82H7V81H5ZM18 82V81H17ZM22 82H24V83H22ZM59 82V83H58ZM105 82H106V84H105ZM107 82H109V84L107 83ZM149 82H150V84H149ZM193 82V84H190V83H192ZM194 82L197 84L198 82V84H200V86L198 87L196 84V86L198 87V88H200L201 90H203V91H201V90H197L196 91V93L194 92L195 90H196V87L194 88ZM201 82H202V84H201ZM231 82H233V83H235L233 80L232 81H230L229 83H231ZM264 82V81H263ZM97 83V86H95V84ZM244 83V84H245ZM254 83H257V84H254ZM106 85V87H105V85ZM147 84H148V86L149 85H151V86H149V88L151 89V87H152V89H151V91L148 89V88H146V87H148L147 86ZM176 84V85H175ZM245 84V85H246ZM263 84L264 83H262V84H260V87H262L263 86ZM20 85V86H21ZM51 85V86H50ZM109 85V86H108ZM184 85V84H183ZM192 85H194L192 88H193V93H195V95L198 97V96H200V94H202V95H204V97L203 96H201V97H203V98H201V97H196L195 95H193V93H192V88H191V86ZM98 86H99V89L100 90H98ZM104 86V87H103ZM107 86H108V88H107ZM116 86V87H115ZM122 86H123V88H122ZM53 87V88H52ZM92 87V88H93ZM97 87V88H96ZM154 87H155V89H154ZM46 88H44V89H46ZM96 88V89H95ZM108 90H107V89ZM121 88V89H120ZM158 88V89H157ZM207 88V87H206ZM46 89V90H47ZM104 89H106V90H104ZM112 89V90H111ZM123 89V90H122ZM248 89V90H249ZM259 89V90H258ZM262 89H264V86H263V88ZM24 90V89H23ZM98 90V91H97ZM163 90V89H162ZM119 93H118V92ZM154 91V92H153ZM186 91V92H185ZM191 91V92H190ZM258 91H259V93H258ZM95 92H97V93H95ZM150 92V93H149ZM203 92V93H202ZM255 92H254V95L253 96H251V98L254 100V99H256V102H257V100H258V102L257 103H260V101H261V103L263 104H261V105H259L258 107V109L256 110V112H258L259 111V114H261V116L259 117V120H257L258 119V117L257 118H252V116L250 117V115L248 116H246V117H244L243 115H240L239 116V121H241L242 122V124L240 123V122H238V118H233V121H232V125H231V122L229 121V122H227V121H225V122H219L220 124H223V125H227L225 128L227 129V127H229V129H231L232 131L230 132H226V131H223L222 130V128H223V125H221L222 127L221 128H219L220 127V125L219 124H216L217 126H218V128L220 129H215V128H217V126L215 125V127H214V129L213 130H215L216 132H217V136H218V138L220 139V138H222V140H223V142H222V140L220 139H218V138H216L215 136V138L217 139V140H215L214 138H213V133H214V135H216L215 133L216 132H213V130L211 131V129L213 128V127H211L210 126V128H209V132H210V135H209V133H208V135H207V132H205L206 133V135H205V133H204V131H208L207 129H208V127H209V125L210 124H212V123H207L206 125H207V127L204 125L203 127H205V129L204 128H202L201 129V127L199 128L198 126L196 127L195 125H199L198 123H196L192 128H188V131H187V129L186 130H184V132H183V134L182 133H180V131H179V135H182L180 138H179V140H177V141H175V143L178 145V147L181 149V147L183 148V149H181V151H182V153L183 152H185L184 154H187L185 157H187V160L189 161V162H191L192 160H191V157L193 158V155L195 156V158H194V161L195 160H197L196 162H198V160L200 161V162H198V164L197 165H195V163L194 162H191V163H193V164H190L188 161V165H189V169L192 171V169L194 168V167H199V168H194L193 170L195 171L196 170V172H194L193 173V175L192 176H190L191 177V180H190V182L191 181H194V180H192L193 178H198V177H200V175H198V174H201L202 176H201V178L200 179H208V177H212V175H213V172H215V171H218L219 169H220V167L222 168V170L223 169H227L225 172H227V174L226 175H224V170L222 171L223 173L219 176H217V178H215L214 180H213V182L211 183V184H206V183H203V186L205 185V188H206V186L208 185V187H207V189H208V191H205V189H202L201 187V189L199 188V189H197L196 187H197V185L199 184V183H201L202 182V180L201 181H198L197 182V185H194L193 184V186H196V187H194L193 188V186H191L192 185V183L186 188V189H184L185 191L186 190H188L189 191V197L188 198H185V197H187V192L185 193V197H182V198H185V199H183V200H187L186 202L185 201H182L183 203H179V204H181L180 206H179V204L177 205L178 206V208L177 209H171V210H169V212H168V209L167 210H164V209H166V208H164L163 210H162V208L161 207H159V208H161V211H160V209L158 208V206H159V204L161 203V201H163V202H165V201H167L168 200V198L170 197V194L171 193H169V191H167L166 190V188H163L162 190L163 191H161V188H160V191H158L157 193H158V196L156 195V199H155V202L153 203V206L152 205H150L149 204V208L148 209H153V208H156V209H159L158 211H160L161 213H163V214H160V216L158 215L156 218H154V221H153V223L152 224H148V226H143V225H145V224H143L144 223V220H143V222H142V220L140 221H137V223L135 224V222L134 223H132V224H134L133 225V227H136V226H138V228L136 227V228H134V229H136L137 231H135L136 233V235L135 234H130V235H124L125 233L127 234V232L128 233H131V231L129 230L130 228L132 229V224L130 225L131 227H129V229H128V227H127V229L130 231H128V230H123V233L121 232V235L120 236H116V235H113V237H107L106 239L107 240H101L100 242H97V243H95V245H93V244H85L84 245V243H82V242H80V239H81V237H80V235H79V231L81 230H79L78 228H80V226H78V228H77V224L75 225V223H71V221H72V218H73V220H76V219H78V220H80L79 219V217H78V215L76 216L75 214L73 215L72 213H71V211H69V209L67 210L66 208H64V206L63 205H61L62 207L61 208H59V211H61L60 209H62V214H58V215H63V218L64 217H68L69 219H71V221L70 222H67V224H63V222H65V220L66 219H68V218H65V220L63 219V220H61L60 222L58 221L57 222V225L55 224L56 222H55V220H53V222L50 220V219H48V217H47V213L48 212H44L43 213V210L41 211H39V209L36 207H32V206H34L35 204H39L40 203V199L41 198H43L44 200H45V202H47L46 203V208H49V207H51L52 205L53 206H55L56 204H61L60 202H66V200H64V199H57L55 196L54 197H50V195L48 196V194L46 193V191L44 190V186H43V188L42 189H40V188H38L37 190H38V192L37 191H35L34 189H31V190H29L27 193H25V194H27L29 197V199L28 198H26L27 197V195H26V197H25V194H22L23 193V190L18 186V184H16L17 182L16 181H18V180H14V179H12L11 177L13 176V178L15 177L14 175H12V174H14L15 172V166H16V164H15V166H14V164H11L12 166H10V164H6V163H13V162H11V161H7L8 160V158H4V157H6V156H3V154H2V156H0V158H4V160L5 161H7L6 163H5V165H3L2 163L3 162H0L1 164H0V166H1V172H0V174H2V176L1 177H3V180H2V185H0L1 187H0V264H56L57 262H59V263H57V264H142L143 263V261L145 262V263H143V264H148L149 262H146V261H148V258H147V254L146 255H144L142 252H140V249L142 248V246L144 245L143 243H147L148 241H149V239H151L152 237H155V235L157 234L158 236H159V234H160V236H161V234H162V232H163V230H164V232H163V234H162V236H163V238H165L166 239V237H164V236H167L170 232H171V230H172V232H174L175 231V234L176 235H174L172 232V234L174 235V237L175 238H172L171 237V239H173V241L174 242H177V244H175L174 242L172 243V242H170L171 244H173V248L171 247V251H170V249L169 250H167V251H170L171 252V254L173 253V255H170L169 254V256H171V257H168L169 259L167 260L166 258V256H168V255H166V252L164 253V251H165V249H166V246L168 247V242H167V240H171V239H167L166 240V242H167V244H166V246L164 245V246H162L163 248L162 249H164V251H163V254H165V257H163V259H166L164 262L166 263V261H167V264H179V262H180V264H264V199H262V196H261V199H260V197L259 196H255V195H250V196H247L248 195V191L246 190V186L244 187L243 185H245L244 183H245V181L244 180H240L239 178H237V176H239L237 173H236V175H234V177H233V175H230L229 173H231L232 171H229L230 169H228V168H226L227 166H232V165H234L233 163H235V164H237V162L239 161V160H242L244 157H243V155H246L247 153H249L250 151H251V146L253 147L252 148V151L253 150H255L256 149V141H255V139H256V137H259L261 134H263L264 132V130H260L259 129V126L260 125H262V124H264L263 122H264V119H262V118H264V116L262 115V112L264 113V97L263 96H261L260 97V95L262 94V95H264V91L259 95V97H260V99H259V97H256V95H255ZM93 93H95V94H93ZM117 93L118 94H122V95H117ZM147 95H146V94ZM153 93V94H152ZM157 93V92H156ZM155 93V94H156ZM186 93L188 94V96L186 95ZM192 93V94H191ZM198 93V94H197ZM205 93V94H204ZM95 95V96H94ZM103 95V96H102ZM150 97H149V96ZM178 95V96H177ZM190 95H193V97H191L192 99H193V101H191V98L190 99H188L189 97H190ZM148 96V97H147ZM196 98H195V97ZM209 96H211L210 98H209ZM180 97V98H179ZM207 97V98H206ZM254 97V98H253ZM201 100H200V99ZM249 99L248 98V101H250V102H248L247 103V101H246V106H245V109L248 111H250V110H252V105L251 104H253L254 102H252V99ZM198 99V100H197ZM203 99H204V101H203ZM205 99H207V100H209V102L207 101L206 102V100ZM221 99H224L223 97H221L220 98V100ZM195 100V101H194ZM225 100V99H224ZM260 100V101H259ZM188 101H189V103H188ZM200 103H199V102ZM201 101H203L202 103H201ZM212 101V102H211ZM223 100H221L220 102H222ZM191 102H192V104H191ZM211 102V103H210ZM224 102V101H223ZM222 102V103H223ZM226 102V101H225ZM100 103V104H99ZM197 103H198V105H197ZM207 103H209V104H207ZM251 103V104H250ZM191 104V105H190ZM48 105H50V103L48 104ZM194 105H195V107H194ZM197 105V106H196ZM209 105V106H208ZM98 106V107H99ZM191 106H193V107H191ZM208 106V107H207ZM200 107V108H199ZM250 107V108H249ZM261 107V108H260ZM188 108V109H189ZM198 108H199V111H198ZM206 108H203V110L204 111H206L205 109ZM249 108V109H248ZM189 109V110H190ZM261 111V112H260ZM203 114H206L205 112L203 113ZM246 114V113H245ZM248 114V113H247ZM194 115V114H193ZM192 116V115H191ZM248 117H250V119L248 118ZM4 118V117H3ZM5 118H7V116L5 117ZM244 118H246V119H244ZM249 120H248V119ZM0 120H2V119H0ZM246 120H247V122H246ZM252 120H255V122L254 121H252ZM263 120V121H262ZM235 121L236 122H238L236 125L238 126V124H239V127H238V129H237V126L235 127L234 125H233V123H235ZM248 121H252V122H248ZM257 121V122H256ZM262 123H261V122ZM246 122V123H245ZM258 122L259 123H261V124H258ZM229 123V124H228ZM245 123V124H244ZM248 124V125H247ZM251 124V125H250ZM254 124V125H253ZM213 125V124H212ZM240 125H242V126H240ZM244 125H246V126H248L247 127V129H246V127L244 126ZM170 126V125H169ZM169 126H166V129L167 128H172L171 126L169 127ZM234 126V127H233ZM256 126H258V127H256ZM243 127V128H242ZM250 127V128H249ZM252 127V128H251ZM199 128V129H198ZM224 128V130H226ZM234 128V129H233ZM259 129L260 131L258 132V130H256L255 131V129ZM163 129V128H162ZM166 129H164L163 131L165 132V134L167 133V135L169 134V137H170V131L172 132H174L175 130H177V129H174V128H172L170 131H168V130H166ZM189 129H191L190 130V132H189ZM194 129V130H193ZM228 129V130H229ZM242 129V130H241ZM253 129H254V131H253ZM166 130V131H165ZM193 130V131H192ZM196 130V131H195ZM198 130V131H197ZM201 130V131H200ZM218 130H219V132H218ZM221 130H222V132H221ZM238 131V132H240L239 134L240 135H245V136H243V137H240V138H238V143H237V138L236 137H238V135L239 134H237V132L235 133V134H237V135H235L234 134V132L233 131ZM247 130V131H246ZM251 130V131H250ZM158 131H160L161 132V130H159L158 129ZM163 131L161 132V133H163ZM169 133H168V132ZM203 131V132H202ZM160 132H156V134L158 135V134H160ZM173 132H172V134H173ZM194 132V133H193ZM198 132V133H197ZM201 132V138H202V140H200L201 138L199 137L200 135H199V133ZM241 132H244V133H241ZM262 132V133H261ZM195 133H197V134H195ZM219 133H221L222 135L224 134L225 136H222V137H219V136H221ZM249 133V134H248ZM253 133V134H252ZM126 134V133H125ZM125 134H123V136H122V138H124V136H125ZM172 134H171V136H172ZM188 134H190V135H188ZM204 134V136L202 137V135ZM119 135V134H118ZM183 135H185V136H183ZM199 135V136H198ZM212 135V136H211ZM230 135V136H229ZM239 135V136H240ZM248 135H249V137H248ZM258 135V136H257ZM121 136V134L118 136V137H120ZM126 136H128V134L126 135ZM125 136V137H126ZM195 136H196V138H200V139H194V140H196L195 142L193 141V138H195ZM206 136H210V138H208V137H206ZM231 136H235L234 138L233 137H231ZM129 137V136H128ZM223 137H225V138H223ZM229 137V138H228ZM0 138H2L1 136H0ZM184 138H185V141H184ZM226 138H228V140L226 139ZM231 138H232V140H231ZM235 138H236V140H235ZM241 138H243V140H245L246 139V141H242V142H245V143H243V146L245 147L246 145H248L247 147H245V150H243L244 149V147L242 146V144H241V147L239 146V144L240 143H242V142H240L239 141V139L241 140ZM249 138H251V140L249 139ZM127 139V138H126ZM129 140H130V138H128ZM178 139V138H177ZM187 139V140H186ZM193 141V144L195 143V145L194 146H198L199 147V149L196 147H194V146H192L191 145V141ZM206 139H208V142H209V144H211V139H212V143H214L215 142V144L216 143H218L219 141H220V145H222V146H220V145H217L216 144V146H214L213 144H211V145H207L206 146V143H208L207 141H205ZM252 139H254V140H252ZM120 140V139H119ZM124 140H125V138L123 139V141L122 140H120V141H122V142H124ZM183 140V143L182 142H180V141H182ZM205 142H204V141ZM213 140H215V141H213ZM219 140V141H218ZM197 141H199V143L197 144L196 142ZM232 141H236V144L233 142L232 143ZM248 141V142H247ZM255 141V142H254ZM128 142V141H127ZM184 142L186 143V144H188V145H186L185 144V146H186V150H184V148H185V146L183 147L182 145H184ZM202 142H204V144L202 143ZM227 142H229V143H227ZM175 143H174V145H175ZM180 143V144H179ZM181 143H182V145H181ZM223 143V144H222ZM233 145H232V144ZM249 143V144H248ZM202 144V145H201ZM226 144V145H225ZM229 144H231V146H233V147H229L228 145ZM246 144V145H245ZM250 144H251V146H250ZM252 144H254V145H252ZM225 146V148H224V146ZM237 145V146H236ZM173 147H175V148H172V150L170 151V158H172V155L174 156V157H178V151L177 150H179L180 151V149L177 147V146H173ZM201 147H202V149H201ZM221 147H223V148H221ZM229 147V148H228ZM242 147H243V149H242ZM227 148V149H226ZM241 148V149H240ZM249 148H250V151H249ZM188 149H189V151H188ZM247 149V150H246ZM174 150V151H173ZM193 150V152H191ZM175 151H177V154H175ZM181 151H180V154H182L181 153ZM215 151V152H214ZM230 151V152H229ZM239 151H240V153H239ZM251 151V152H252ZM171 152H172V155H171ZM191 152V153H193L192 154V156H190L189 155V153ZM197 152V153H196ZM212 154H211V153ZM239 153V154H238ZM197 154V155H196ZM200 154V155H199ZM226 155L228 158H229V156H230V161H228L227 162V160H229L226 156H222V155ZM229 154V155H228ZM231 154V155H230ZM233 154V155H232ZM242 154V155H241ZM188 155L190 156L189 157V159H188ZM212 155V156H211ZM239 155V156H238ZM181 156H183V154L181 155ZM201 156V157H200ZM223 158V160H222V158ZM234 156H236L235 158H236V160L237 161H234L235 160V158H234ZM196 157H197V159H196ZM200 157V158H199ZM208 157V158H207ZM234 158L233 159V163H232V159L231 158ZM237 157H239V158H237ZM243 157V158H242ZM218 158V159H217ZM224 158H227L226 160L224 159ZM241 158V159H240ZM205 159H206V161H205ZM191 160V161H190ZM2 161V160H1ZM222 161H223V164H221L222 163ZM226 161V162H225ZM156 163V162H155ZM225 163L227 164L226 166H225ZM231 163H232V165H231ZM6 165H9L10 166V168H11V171H13V169H14V173L12 172V174L10 173L11 171H10V169H9V166L8 167H6L5 168V166ZM191 165L193 166L192 168H190L191 167ZM212 167H211V166ZM217 166V167H216ZM224 166H225V168H224ZM234 166H232V168H233ZM244 167V166H243ZM3 168V169H2ZM201 168V169H200ZM219 168V169H218ZM6 169V170H5ZM4 170H5V174H3L2 173V171L4 172ZM212 170V171H211ZM215 170V171H214ZM231 170H233V169H231ZM17 172V171H16ZM10 173V174H9ZM209 173H211V174H209ZM234 173V172H233ZM194 174H196V177L194 176ZM205 174V175H204ZM240 174V173H239ZM4 175L6 176V177H4ZM9 175V176H8ZM12 175V176H11ZM17 175H19V174H17ZM209 175H211V176H209ZM230 175V179L228 178V176ZM194 176V177H193ZM224 176H227V178L230 180H228L229 182H227L226 180L227 179H224ZM231 176L233 177V179L231 178ZM235 176H236V179H234L235 178ZM206 177V178H205ZM218 177H220V178H218ZM222 177H223V179H222ZM240 177V176H239ZM5 178V179H4ZM10 179L11 181H9V180H7V179ZM226 178V177H225ZM20 180V179H19ZM232 180H235V182L234 181H232ZM242 181V184H241V182L240 181ZM6 181H7V183H6ZM176 181H178V183H181L182 185L184 184V183H182V181H180V179H176ZM196 181V180H195ZM236 181H238V182H236ZM12 182V183H11ZM16 182V183H15ZM226 182H227V184H228V186L229 185H231L233 182L236 184L235 185V187H234V184L232 185V186H229L230 187V189H229V187H227L226 185ZM9 184L10 183V185H12L13 183H14V185H12V188H11V186H6V184ZM0 184H1V182H0ZM3 184H5V185H3ZM17 186H16V185ZM239 184H241V185H239ZM5 186H6V189H5ZM47 188H48V186L49 185H45ZM200 186V185H199ZM202 186V187H203ZM4 187V188H3ZM186 187V186H185ZM190 187V188H189ZM211 187V188H210ZM238 187V189L236 190L235 188H237ZM242 187V188H241ZM15 190H14V189ZM17 188H19V189H17ZM46 188V189H47ZM191 188H193V189H191ZM229 190H228V189ZM232 188V189H231ZM5 189V190H4ZM39 189H40V191L42 190V191H44L42 194L41 193H39L40 191H39ZM49 189V188H48ZM165 189V190H164ZM190 189V190H189ZM195 189V190H194ZM16 190H19V191H16ZM22 190V191H21ZM33 190L35 191L34 192V194H32L33 193ZM159 190V189H158ZM169 190V189H168ZM184 190H183V192H184ZM192 190V192H190ZM200 190V191H199ZM211 190V191H210ZM15 191V192H14ZM167 191V192H166ZM221 191H223V192H220ZM230 191V192H229ZM234 191V192H233ZM246 191H247V193H246ZM21 192V193H20ZM37 192V193H36ZM47 192H49V190H47ZM161 193V195L163 196H160L159 194ZM165 192V193H164ZM182 192V193H183ZM209 192H211V193H209ZM212 192H213V194H212ZM17 193V194H16ZM190 193H192V196H191V194ZM220 193V194H219ZM230 193V194H229ZM233 193V194H232ZM240 193V194H239ZM247 195H246V194ZM23 196L24 195V197H22L21 195ZM39 194V195H38ZM164 194V195H163ZM205 194V195H204ZM31 195V196H30ZM34 195V196H33ZM43 195H44V197H43ZM183 196H184V193L182 194ZM208 196V197H207ZM211 196V197H210ZM222 196V197H221ZM230 196V197H229ZM233 196V197H232ZM243 196H245V197H243ZM253 196L254 197H256V198H253ZM30 197H32L31 199H32V202L31 203H33V204H31L30 202L28 203L27 202V200H31L30 199ZM33 197H34V199L35 200H33ZM49 197V198H48ZM192 197V198H191ZM203 197V198H202ZM209 197L211 198V199H209ZM213 197V198H212ZM47 198V199H46ZM52 200H54L53 202H55V204L51 201V199ZM191 198V199H190ZM193 198H195V199H193ZM207 198V199H206ZM232 199V202H231V200L230 199ZM248 198V199H247ZM249 198L251 199V201L249 200ZM20 199V200H19ZM27 199V200H26ZM38 199V200H37ZM157 199H159V201L157 200ZM206 199V200H205ZM256 201H255V200ZM49 200V201H48ZM58 200V201H57ZM60 200H62V201H60ZM161 200V201H160ZM193 200V201H192ZM200 200V201H199ZM247 200V201H246ZM261 200V201H260ZM21 201H22V203H21ZM26 203H28V205L27 204H25V202ZM39 202V203H37V202ZM51 201V202H50ZM57 201V202H56ZM190 201V202H189ZM243 201V202H242ZM250 201V202H249ZM34 202H36L35 204H34ZM188 202V203H187ZM199 202V203H198ZM204 203V204H202V203ZM49 203V204H48ZM51 203V204H50ZM53 203V204H52ZM156 203H158L157 204V206H155L156 205ZM185 203H187V204H185ZM206 203V204H205ZM24 204L25 205H27V206H24ZM29 204H30V206H29ZM183 204V205H182ZM190 204V205H189ZM216 204H218V205H216ZM221 204H222V206H221ZM234 204H235V206H234ZM188 206V208H187V206ZM198 205V206H197ZM49 206V207H48ZM52 206V207H53ZM205 206V207H204ZM231 206V207H230ZM13 207V208H12ZM57 207V206H56ZM179 207H180V209H179ZM243 207V208H242ZM248 207V208H247ZM258 207V208H257ZM3 208V209H2ZM10 208V209H9ZM19 208H20V210H19ZM30 208V209H29ZM183 208V209H182ZM187 208V209H186ZM193 208V209H192ZM196 208V209H195ZM241 208V209H240ZM246 210H245V209ZM34 209H36V210H34ZM38 209V210H37ZM182 209V210H181ZM251 209V210H250ZM259 209H260V211H259ZM87 210V209H86ZM86 210H83L84 211V213H82L83 211H81L80 210V212L78 213V214H85V211ZM153 210H155V209H153ZM151 211V210H149V211H151L152 213L154 212V211ZM174 210V212H171V211H173ZM181 210V211H180ZM197 210V211H196ZM199 210V211H198ZM245 210V211H244ZM58 210H57V212H59ZM63 211H66L64 214H63ZM69 211V212H68ZM77 211V210H76ZM88 211V210H87ZM87 211H86V213H87ZM157 210H155V212H156ZM183 211V212H182ZM189 211H191V212H189ZM239 211V212H238ZM243 211V212H242ZM257 211V212H256ZM262 211V212H261ZM37 212V213H36ZM73 212V211H72ZM75 212V211H74ZM73 212V213H74ZM78 212V211H77ZM154 212V213H155ZM159 212V213H160ZM177 212V213H176ZM179 212V213H178ZM198 212V213H197ZM258 212H261V215L259 214L258 215ZM16 213V214H15ZM159 213H157V214H159ZM197 213V214H196ZM240 213V214H239ZM251 213V214H250ZM69 214V215H68ZM156 214V215H157ZM235 214V215H234ZM239 214V215H238ZM243 214V215H242ZM49 215H51V213H49ZM155 215V216H156ZM179 215V216H178ZM185 215V216H184ZM188 215V216H187ZM195 215V216H194ZM197 215V216H196ZM250 215V216H249ZM54 216V215H53ZM154 216V217H155ZM235 216V217H234ZM237 216H238V218H237ZM245 218H244V217ZM55 217V216H54ZM58 217H60V216H58ZM72 217V218H71ZM178 217H180V219H178V221H176V219L178 218ZM242 217V218H241ZM76 218V219H75ZM170 218V219H169ZM186 218V219H185ZM188 218H189V220H188ZM150 219L151 220H153L151 217H150ZM162 221H161V220ZM184 219V220H183ZM193 219V220H192ZM195 219V220H194ZM39 220V221H38ZM168 220L170 221V222H168ZM247 220V221H246ZM2 221V222H1ZM51 221V222H50ZM165 221V222H164ZM172 221V222H171ZM179 221H181V223L179 222ZM193 221V222H192ZM73 222V221H72ZM75 222V221H74ZM96 223H97V221H95ZM94 222V223H95ZM140 222V223H139ZM156 222V223H155ZM163 222H164V224H163ZM199 222H200V224H199ZM250 222V223H249ZM2 223V224H1ZM93 223V221L92 222H88L87 223V225L89 226L88 228L90 229H88L87 228V232L89 233V231H92V232H95L96 231V228H95V231H94V227L93 228H91L92 227V225L94 226V223ZM95 223V224H96ZM170 223V224H169ZM194 223V224H193ZM197 223V224H196ZM253 223V225H251ZM62 224V225H61ZM69 224H70V226H69ZM72 224V225H71ZM140 224V225H139ZM180 224V225H179ZM183 224V225H182ZM187 224V225H186ZM250 224V225H249ZM54 225V226H53ZM65 225V226H64ZM74 225H75V227H74ZM85 225H86V223H85ZM157 225V226H156ZM170 225V226H169ZM196 227H195V226ZM262 225V226H261ZM71 226H72V230H71ZM96 226H97V224H96ZM161 226V227H160ZM164 226V227H163ZM181 226V227H180ZM184 226V227H183ZM186 226H188V227H186ZM67 227H69L70 228V230H69V228H68V230H66V228ZM74 227V228H73ZM144 227L145 228H147V229H145L144 230ZM167 227H169V228H167ZM172 227V228H171ZM179 227V228H178ZM250 227H252L251 228V230L249 229ZM84 228V227H83ZM139 228H142V229H139ZM171 228V229H170ZM246 228V229H245ZM259 228V229H258ZM156 229V230H155ZM251 232V231H254V233L256 232L257 233V237L259 238V239H256V236H255V234L252 232V233H250L248 230ZM256 229H258V230H256ZM62 230V231H61ZM78 231L79 233H73L74 231ZM85 230V229H84ZM84 230H82V232L84 231ZM139 230V231H138ZM169 231V232H167L168 234L166 235V231ZM174 230V231H173ZM259 230H261V232L259 231ZM147 231V232H146ZM150 231L153 233H150ZM245 231H247V232H245ZM263 231V232H262ZM73 234H72V233ZM132 232H133V229H132ZM245 233V235H242V234H244ZM260 232V233H259ZM68 233H71L72 234V236H70L69 237V234ZM150 233V234H149ZM241 235H240V234ZM64 234V235H63ZM67 234V235H66ZM81 234V233H80ZM171 234V235H172ZM249 234H251V238L250 237H247V236H250ZM62 235V236H61ZM75 235V236H74ZM119 235V234H118ZM133 235V236H132ZM150 235V236H149ZM156 235V237H158ZM170 235V234H169ZM169 235H168V238H169ZM170 235V236H171ZM115 236V237H114ZM123 236H125V237H123ZM132 236V237H131ZM182 236V237H181ZM242 236V237H241ZM255 236V237H254ZM119 237H120V240H121V242H118L119 240ZM243 237H246V238H243ZM108 238H109V240H111V241H108ZM114 238V240H112V239ZM116 238V239H115ZM122 238V239H121ZM162 238V239H163ZM180 238H181V240H182V242H181V240H180ZM247 238H249V239H251V240H249V239H247ZM60 239V240H59ZM67 239L68 240H71V243L72 244H74L75 246H76V251H81L80 253L78 252H75V253H77V254H75V253H73L72 255L74 256V255H76V256H72V258H71V256H69V255H65V253L63 254H61L60 252H56V250H55V252L53 251V252H51V253H49V252H46V253H44V251H43V249L45 248V247H53V246H55V245H58L60 242H62V244H63V242H65V241H67ZM125 239V240H124ZM254 239V240H253ZM55 240V241H54ZM123 240V241H122ZM147 240V241H146ZM176 240V241H175ZM178 240V241H177ZM243 242H241V241ZM247 240H248V242H247ZM257 240V241H256ZM60 241V242H59ZM78 241V242H77ZM104 241H106L105 243H104ZM109 243H108V242ZM164 241V243H165V240H163ZM247 242V244H245L246 242ZM254 242L255 243V241H256V246L259 248H257L256 246L253 248L252 247V251H249V249H251V246L252 245H254L253 243H251V242ZM58 242V243H57ZM80 242V243H79ZM95 242V241H94ZM122 242H124V244H122ZM143 242V243H142ZM245 242V243H244ZM250 242V243H249ZM108 243V245H107V247H106V244ZM121 243V244H120ZM126 243V244H125ZM163 243V242H162ZM163 243V244H164ZM237 243V244H236ZM260 243V244H259ZM2 244V245H1ZM162 244V245H163ZM170 244V245H171ZM182 244V245H181ZM250 245V248L249 247H247V246H249ZM84 247H83V246ZM105 245V246H104ZM120 245H121V247H120ZM123 245H125V248H124V246ZM180 245V246H179ZM39 246V247H38ZM117 247V249H116V247ZM179 246V248H177ZM87 247H88V249H87ZM92 247V248H91ZM141 247V248H140ZM165 247V248H164ZM235 247V248H234ZM238 247V248H237ZM40 248V249H39ZM43 248V249H42ZM82 248H84V250H82ZM106 248H108V249H106ZM140 248V249H139ZM247 248V250H244V249H246ZM256 248V249H255ZM60 249V248H59ZM59 249L57 250V251H59ZM85 249H87V250H85ZM106 249V250H105ZM168 249V248H167ZM199 249H200V251H199ZM255 249V250H254ZM114 250V251H113ZM119 250V251H118ZM142 250V249H141ZM172 250H173V252H172ZM257 250V251H256ZM83 251H85V252H83ZM87 251V252H86ZM102 251V252H101ZM109 251V252H108ZM198 251V252H197ZM36 252V253H35ZM99 252V253H98ZM134 252V253H133ZM169 252V253H170ZM200 252V253H199ZM202 252H204V253H202ZM245 252V253H244ZM59 253V254H58ZM112 253H113V255H112ZM117 253V254H116ZM137 253V254H136ZM54 254V256H52ZM116 254V255H115ZM141 255V257L139 256V255ZM168 254V253H167ZM39 255V256H38ZM59 255V256H58ZM79 255V256H78ZM93 255V256H92ZM112 255V256H111ZM142 255H144V257H145V259L144 260H142V258H144V257H142ZM177 255V256H176ZM65 256V257H64ZM68 258H67V257ZM88 258H87V257ZM240 256V257H239ZM243 256V257H242ZM245 256V257H244ZM70 257V258H69ZM91 257V258H90ZM238 257V258H237ZM241 257H242V259H241ZM27 258H29V259H27ZM86 258V259H85ZM131 258V259H130ZM139 258H140V260H142V262L139 260ZM211 258V259H210ZM69 259H71V260H69ZM171 259V260H170ZM238 259H240V260H238ZM32 260V261H31ZM56 262H55V261ZM173 260V261H172ZM175 260V261H174ZM178 260V261H177ZM186 260V261H185ZM52 261H53V263H52ZM70 261V262H69ZM86 261V262H85ZM160 261L162 262L163 260H161L160 259ZM168 261H170V262H168ZM171 261H172V263H171ZM182 261V262H181ZM228 261V262H227ZM74 262V263H73ZM164 262H162L163 264H165ZM178 262V263H177ZM188 262V263H187ZM191 262V263H190ZM236 262H238V263H236ZM161 263V264H162Z\"/></svg>","mask_w":264,"mask_h":264}]
</instances>
